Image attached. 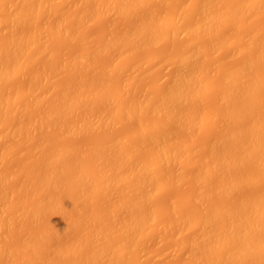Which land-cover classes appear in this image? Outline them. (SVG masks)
<instances>
[{
  "label": "rangeland",
  "instance_id": "374dc122",
  "mask_svg": "<svg viewBox=\"0 0 264 264\" xmlns=\"http://www.w3.org/2000/svg\"><path fill=\"white\" fill-rule=\"evenodd\" d=\"M108 1L109 0H94V1L93 0H35V1L34 0H26V1L25 0H0V63H1L0 68L3 67V65H4V69L8 70V72H9V76H7V78H8L7 80H5V81L2 79L0 80V103H4V105H2L0 108V174H1L0 178H3V179L5 178L4 181H3V179L2 180L0 179V184L2 185V186L0 185V189H2V192H3V190L5 191V196H4L5 200H3V197L1 198V196H0V219L2 220V218H1L2 215H4V217L9 218L8 219L9 221H7L8 223L5 222L6 225L4 227L0 228V230L2 229L0 231V251L5 250V249L6 250L8 249L7 251H9L8 252L9 254H7V251L5 250L7 255L2 254L4 252V251H2V253L0 254V264H4V263L5 264H8V263L9 264L10 263L11 264L12 263L13 264H43L42 259L44 256L42 255V257H40L41 256L40 253H42V251H44V250L46 252L47 250H49V248H50V251L52 249L54 254L57 255V256H54L53 252H50V253H52V254H50V256L53 255V256H51L52 259H53V257H56V259L55 258L54 259H55V261H57V264L59 262H62L61 264H63V263L65 264V262L69 264V262H71V261H72V263L75 261L77 264H101V263L102 264H106V263L108 264V262H110V261L114 262V264H197L196 261L201 259L203 257V255H204V258L209 257V254H208V256H205V254H207V250H208L207 248L211 249L210 251H212V248H213V250L214 249L218 250L217 248H214V246L212 244H211L212 248H210L209 242H208L209 244L207 246H206V243L203 242L204 244H202V247H203V245H205L207 247L206 248L207 250H205V254L203 253V255H202V253L200 252L201 256H202V257H200V254L198 253V251H203L204 249H202V247H201L202 250L199 248L200 250H198V251L195 250V252H194L193 251L194 248H193L192 251L195 253V256L194 255L190 256V254L193 253L191 250H189V248L192 246L191 243H193V241H194V239H192V238L197 233L199 234V232L201 233L203 230L205 231V229H204L205 227L201 228V226L198 225V224H200V222H199L200 220H198L201 217V216H199V215H201L200 213H202V211H204V213L209 214L210 213L209 210L212 209L213 207L215 208L214 210H216L217 208H220L222 206L225 207L226 205H229V206H232L231 208L228 206L230 211L236 210V209H233V207L235 206V208H238V210H236V212L239 211L238 213H240V215L243 216L242 212L247 210L248 206H249V208L252 207L253 202H250V201H255L253 197H255V196L260 197V195H263V193H264V172L262 173V171H264V167L263 168L261 167V166H264V162H263V160H264V147L262 146L263 149H262V147H260L261 151L258 149L256 153L254 152L253 154H255V155H253V156H255V157L250 158L251 160H249V158H245V157H248L247 155H248L249 151H251V149L253 148L252 144L255 141V135H253L254 130H256L260 121H262V123L264 122V79H263L264 78L263 77L264 76V67H263L264 64L261 61L259 64L257 62L258 59L256 60L257 51L264 48V40H263L264 36H262V35H264V31L259 32V30H264V5H262V7L260 6L261 7V8L259 7L260 9L257 8L258 10L254 9V10H252V12L250 10L248 12V14H246L247 17L244 13H241L242 17L240 14H239L240 16L237 15L233 21L231 20L233 23H231V21H230V22H227L228 25L227 24H226V26L224 25L226 27V29H224L225 28L224 26L222 28L219 23H218L219 24L218 26H217V24H215L217 27H215V25L213 24L212 26L214 28H212V29L220 30L222 28V30L217 31L218 32L217 33L216 31H214L212 29L211 30L208 29L209 27L207 28L208 30H210L208 32L205 31V29H203L204 31L202 29H198V28H192V30L189 29V26L192 25V20L194 19L193 22L196 20H197L196 22H198L199 21L198 19H200V16L203 14V11H202V13H201V11H197V9L199 8V5H200L199 4L200 0H198V1L197 0L196 1L195 0H151V1L147 0L145 2H148V3L143 2L142 4L140 3L141 5L140 4L133 5V7L131 6V8L128 6L130 9H127V4H125L124 1L121 0L122 1L121 2L120 0H112V1H115L116 4H113L112 1L109 2V4L111 3L114 6L110 4L112 8H109L110 5L106 4L105 7H107V5H108L109 9H107V10L102 9V10H104V12H102L100 10L101 7L100 8L98 7L99 4L104 5ZM220 1H219V5L222 2V1L221 2ZM103 2H105V3L103 4ZM117 2H119L120 5L122 4V6L117 5ZM128 2H130V1H128ZM128 2H126V3H128ZM193 2H194V4H193ZM216 2L218 3L217 0H216ZM46 3L52 4L53 6L48 5ZM197 3H198V7L196 8ZM213 3H211V4H213ZM33 4L36 5V7H40L42 10L40 8H38L40 10L35 11V8H34V11L36 12V14H34L35 12L31 11V10H33L31 8L35 7V6H33ZM55 4H57V5H55ZM189 4L194 9H192ZM45 5H46V8H43V7H45ZM83 5L86 7H84ZM131 5H132V3H131ZM215 5L216 4H213L214 8H212V9H210L211 7L210 8L208 7L209 5L207 6L208 9L206 7H204V8H206L205 11H208L210 9V11L213 10L212 11V13H213L217 9V7ZM95 6H96V8H95ZM137 6H139V7H137ZM187 6H188V8L185 9ZM210 6H212V5H210ZM58 7H59V9H58ZM80 7H82V8H80ZM122 7H125V8H122ZM133 8H134V11H133ZM24 9L27 11H25ZM53 9H54V11H52ZM96 9H97V11H96ZM188 9L190 11H188ZM200 9H201V7L198 10H200ZM21 10L23 12H26V13H24L23 17L21 19H19V18H17V14H18V12H22ZM110 10L111 11L113 10V11L110 12ZM175 10H177V11H175ZM202 10H203V8H202ZM120 11H122V12L119 13ZM131 11H133V12H131ZM180 11H184V12L181 13ZM188 12H191L192 14L194 13V15H192L191 13H188ZM79 13H81V14H79ZM86 13H87V16H89L88 18H86L87 20L86 21L82 20L85 17V16H83V18L81 19L83 21V23L82 22H81V24L78 23L77 21H79L80 19L76 20V18H81V16L83 14H86ZM177 13H179L180 16H179V14L177 15ZM79 15H80V17H79ZM10 18H12V20ZM69 18H70V21H68ZM172 18H174L175 20L173 19V21H172ZM177 18H179V19H177ZM30 19H32V20H30ZM146 20H147V22L148 21L149 22L146 23ZM166 20H168V22ZM235 20H236V23H234ZM237 20H238V22H237ZM17 21H18V23H17ZM160 21H162L163 23L165 22L166 24L164 27L163 23H162V25H160L161 28L158 26L160 28L159 29L157 27V25L160 24L159 23ZM152 22H154V23L158 22V24L156 25L153 23V25H152ZM172 22L175 23L176 26L178 24L179 25L176 27ZM176 22L177 23L179 22V23L177 24ZM33 23L35 25H33ZM145 23L147 26L145 25ZM170 23H172L173 24V25L171 24L172 27H174L178 31L176 30L174 32L175 29L173 28L174 30H172ZM195 23H193V25ZM63 24H64V26H63ZM221 24H223V23H221ZM148 25H149V28H145V29L148 30V33L150 32L152 37L154 35V37H155V38L153 37L154 39L151 38L152 39L151 40L149 38L150 36L148 37V35H150V34L147 35V33L146 34L143 33L141 35L142 38H140L139 40L137 39L138 41L137 40L134 41V39L132 41H128L129 38H128V40L126 39L127 35L133 34V33L135 34L137 29L140 28V26L148 27ZM154 25H156V27ZM233 25H234V27H233ZM212 26H210V27H212ZM228 26H231V27L229 28ZM64 27H65V29H64ZM135 27H136V29H135ZM17 28H19V29H17ZM34 28H35V30H34ZM182 28L183 29L186 28V29L183 30ZM234 28H236V29H234ZM140 29H142V27ZM145 29L143 30L144 32L146 31ZM188 29L191 32H189ZM227 29H228V31H227ZM32 30H34V31H32ZM64 30L67 32H65ZM133 30H136V31H133ZM223 31H225V32H223ZM233 31L235 33H233ZM236 31H237V34H236ZM249 31H251V32H249ZM39 32H42L43 35H42V33H39ZM122 32H123V35L125 33V35H126L125 38L123 35H121ZM138 32H139V30L137 31V33ZM209 32L210 33L212 32V33L210 34ZM221 32L224 35L223 38L221 36V38L223 39V40L221 39L222 44H224V46L223 45L219 46L220 47L219 49L215 48V50L216 49L217 50L214 53L209 52V54H212V55L208 56L207 59H205L206 57H204V56H206V54H208V53L206 52V54L204 56L202 54H203L206 46H208L207 44L210 41L212 43V40H214V39L216 41L218 34L220 36ZM239 32L241 33V36L244 33L243 34L244 36L242 38H241ZM247 32H249V33H247ZM59 33H60V35H59ZM61 33H62V35H61ZM245 33H247V34H245ZM260 33L261 34L263 33V34L261 35ZM249 34L253 37V39H251L252 37L249 36ZM133 35H131V36H133ZM121 36H122V38H124L123 42H121L119 44H113L116 42H112L111 40L116 39V41L119 42V40H120L119 37H121ZM203 36H204V38H203ZM206 36H207V38H206ZM226 36H227V38H225ZM232 36H234V38ZM237 36H239V38H237ZM254 36L257 38L255 39ZM31 37H33L34 39H32ZM27 38L30 42L29 43L30 45L26 44V46L24 47V50H25L24 53L25 52L26 53L20 55V53H23V52L18 51L19 56H23L25 58V60L22 62L21 59L23 57L22 58L18 57V55L17 56L14 55L13 52H12L13 55L12 54L10 55L9 51H11L14 48V46L16 47L17 45L22 46V50H23V45L26 43ZM148 38H149V41H148ZM240 38H241V41H240ZM21 39L24 40V44L22 43V45L20 44L21 42H23V40H21ZM219 39H220V37H219ZM225 39H227V40H225ZM18 40H20V42ZM30 40H32L33 42H31ZM141 40H143V41H141ZM147 41H148V43H147ZM205 41H206V43H205ZM247 41H249V42L251 41V43H248ZM256 41H258L257 42L258 44L256 43ZM128 42H130V43L134 42V44L133 43L130 44ZM246 42L248 43V46H250V47L253 46V48L248 47L249 49H247L246 48L247 46L245 45V44H247ZM135 43H136V46H135ZM139 43H141V44H139ZM211 43H209V44H211ZM243 43H245L244 44L245 48L242 47ZM260 43H262V44H260ZM120 44L122 46H120ZM126 44H127V46H126ZM104 45H105V47H103ZM124 45L128 48H126ZM202 45L204 47H202ZM256 45H259V46H256ZM260 45H261V47H260ZM132 46H133V48H132ZM231 46H233V47H231ZM235 46H236V48H235ZM107 47L112 48L113 50L108 49ZM239 48H241V49H239ZM242 48H244V49H242ZM103 49H105L104 52H103ZM243 50H245V52H243ZM198 52H199V54H197ZM258 52H260V51H258ZM4 53H5V55H4ZM87 53H89V54H87ZM180 54H181V56H180ZM253 54H254V56H253ZM194 55H196V56H194ZM16 57H17V60H15ZM73 57H74V59H73ZM183 57H185L183 62H185L186 61L185 59H187V62H185L187 64L185 65V64L180 63V64H182L180 66L179 60H180V58L182 60ZM202 57L204 59H202ZM252 57H256L255 58L256 61L252 60L253 62L255 61V63H253V62H252L253 64L251 63L250 69L249 70H246V69L242 70L243 71V72L241 71L242 74H240V73L238 74V72H237V74L240 75L241 78H240V80L237 78L238 81L240 82V84L237 85L238 89L240 88V92L238 93L237 91H239V90H237V88H235L236 92H237L235 94L236 95L240 94V96H237L240 98L239 99L240 101L236 97V102L240 103L242 101L243 104L241 103L238 105L234 101L238 105L236 113L235 114L232 113V115H230L231 114L230 113L229 115L227 114L226 116H224L225 113L222 110L226 109L225 108L226 103H224V106H223V104H222L223 99L219 95L221 94V91H223V90L226 91V89L228 88V87H226L227 86L226 84L228 82H227V80L223 81L224 79L222 77V71L224 69H226L225 67H227L226 71L229 70L228 68H230V66L233 69H234V66L239 67V65H242V63L245 59L250 60L249 58H252ZM13 58L16 62H18V64H20L19 61H21L23 63V65H18V67H12L13 65H12V63L10 64V61L13 60ZM195 59H196V61H195ZM200 59H202L203 62L200 61ZM1 60H3V61H1ZM174 60H175V62H174ZM193 61H194V63H193ZM14 62H13V64H14ZM16 62H15V64H16ZM258 64L260 66H258ZM200 65H201V67H200ZM206 65L208 66L207 69H206ZM5 66H7V67L5 68ZM9 66H11V68ZM50 67H52V68H50ZM179 67H180V69H179ZM190 67H191L192 71L189 72V70H191ZM197 67H199L200 69L198 70ZM219 67H224L221 70V77H220V74L218 75V73H220ZM255 67H258L259 69L255 70L256 69ZM187 68H189V69H187ZM194 69H195V71H194ZM203 69L204 70L206 69V71H204V72H206L207 74L203 73V72L200 73V70L203 71ZM187 70H188V72H187ZM114 71H116V72H114ZM179 71H180V73H182L181 74L182 76L184 74L187 75L186 73H188L190 75L192 74V76H194L193 73L196 74L195 76H197V74H199V73L201 75L203 73L202 76H204V74H205V77H207V78L204 79V80H206L204 85H206L207 87L205 86L206 88L205 87L204 88L206 90L203 89L204 91H202V89H201V91L204 93L202 94L201 91L198 92L202 95L199 94L200 97L197 96V99H195L194 102L191 99V97L193 95L192 96L190 95L191 97L190 96L188 97L189 101L187 99L184 100V102L186 101L185 102L186 105H184V102L183 103L181 102L182 104H180L179 102L177 104V102H176L177 105L174 103V105H176L175 107L172 106V104L170 105V107L166 106V104L163 105L164 103H162L159 100L162 99V95H164V93L166 96L167 91H168V93L170 92L168 89H171V88L174 89V87H172L171 85L174 81L178 80V78L180 79L181 75L179 76V74H180ZM8 72H7V75H8ZM103 73H104V75H103ZM173 73L176 75H174ZM99 74L103 78H101ZM34 75H35L36 79L34 78ZM47 75H49V76H47ZM108 75H110V76H108ZM85 76H87V77H85ZM175 76H178V77L176 78ZM182 76H181V78H183ZM217 76L219 77V80H216V79H218ZM184 77H187V76H184ZM205 77H203V78H205ZM91 78H92L93 82L91 81ZM220 78H222V79H220ZM243 78L247 81L252 80L250 82L254 81V83H257V84L259 83L258 87H256V91H255V88H250L248 90L243 89V88H245V87H242L243 86L242 81H245V80H243ZM48 79H50V80L48 81ZM95 79L96 80L98 79L97 83H95L96 82ZM88 80H89V82H88ZM207 81H208V83H207ZM236 82L237 81H235V83ZM243 83H245V82H243ZM221 84H222V86H221ZM64 85H66L67 87ZM93 85L95 88L93 87ZM175 85H178V83L176 84V82H175ZM223 85L225 86V88ZM228 85H229V83H228ZM168 86L169 87L171 86V88H169ZM96 88H98V89H96ZM102 88H104V89H102ZM191 88H193V87H191ZM163 89L166 92L162 91ZM251 89H253V90H251ZM27 90L29 91V93L27 92ZM61 90H62V92H61ZM250 90L252 92H254V91L255 92L252 93ZM73 91H75L76 93ZM190 91H192V94H194L193 92H195V88H194V90L190 89ZM22 92H23V94H22ZM245 92H246V96H245L246 98L244 97ZM80 94H82V95H80ZM17 95H18V97H17ZM89 95L91 97H88ZM201 96H203V97H201ZM154 97H157V98H154ZM146 98H147V101L149 100L148 104H147ZM153 98H154V100H153ZM163 98H164V96H163ZM156 99H159L158 100L159 102ZM246 99H247V102H246ZM16 100H17V102H16ZM70 100H72V101H70ZM155 100L158 103H160V102L162 103V104H158V105L159 106L161 105L162 108L160 107V110H162V111L165 110L164 112H161L160 110H158V108L157 109L151 108L153 102H154L153 104H155V106L157 105L155 103ZM141 101H144V102H142L144 104L146 101L147 105L145 104V106H146V107H144L145 110H143V109L141 110V108H138V110L141 112H139V111L136 112L137 110L135 109L136 111L134 113L132 111L133 114H131L130 117L129 116L124 117L126 115L125 112H127L126 108L133 110L131 107H134V106L136 108L139 107V106H137L138 104L137 105H135V104H136V102L139 103ZM198 101H199V103L197 104ZM235 103L233 106H235ZM144 104L142 106H144ZM221 104H222V106H220ZM250 104L252 106H250ZM119 105H121V108ZM130 105H133V106H130ZM139 105H141V104L139 103ZM158 105H157V107H158ZM180 105H182V106H180ZM190 105H191V107L193 106V109L190 107ZM196 105H199V106H196ZM231 105H232V103H231ZM241 105L245 106L244 108L246 109V111H245V109H243V111H239V106H241ZM164 106H166V107H164ZM184 107L187 110H185ZM228 107H230V105H228ZM251 107H252V109L250 110ZM123 108H124V110H123ZM174 108H175V110H174ZM15 109L17 111H15ZM111 109H113V110L110 111ZM116 109H117V113L120 116L118 114H114V116L112 115L113 118L112 117L111 118H112V120L114 119L115 121L114 120L112 121L111 118L110 119L108 118L110 120L109 122L108 121L106 122L107 118L104 121V118L110 117L109 113H112ZM129 109H128V111H129ZM181 109H183V110L181 111ZM191 109H192V111H191ZM232 109H234V108H232ZM104 110L106 111L105 113H104ZM157 110H158V112H157ZM166 110L168 112H166ZM194 110H195L194 113L195 114L197 113L199 117L201 115L202 118L198 117L197 124L198 123L199 124L198 125L195 124L193 131L191 130V128H190V130L188 129V131H186V128L182 124L183 123L182 120L179 121V123L177 122L178 121L177 117H180V116L176 117V115L178 113L179 115L180 114H181V116L185 115V117H186L190 112L193 113ZM217 110H218V112L215 113ZM234 110H232V111H234ZM98 111H99V113H98ZM118 111L121 113H119ZM147 111H150V112H147ZM153 111H154V113H153ZM232 111L230 110V112H232ZM244 111H245V114L242 116V120H241V117H239L240 119L238 118L236 121H234L236 119L235 117L241 116L239 114L243 113ZM183 112H185V113H183ZM53 113H54V115H53ZM122 113H124V114H122ZM156 113H159V114H156ZM168 113L171 116H169ZM171 113H173V116H174V114H176L174 116V118L172 117ZM165 114H166V117H165ZM190 114H189V116H190ZM197 114H196V116H197ZM210 114H211V116L212 115L213 116L211 117ZM37 115L40 117H38ZM52 115H53V117H51ZM117 115L119 117H117ZM167 115H168V117H167ZM214 115H215V117H214ZM247 115L250 117H248ZM34 117H35V119H34ZM48 117H50L49 118L50 120H48ZM98 117H100L99 119L101 121L98 120ZM209 117H211V118H209ZM217 117L219 119L216 120ZM94 118H96L97 120ZM186 118H188V117H186ZM231 118L232 119L235 118V119L231 120ZM248 118L249 119L251 118V120H249ZM40 119L42 122L40 121ZM102 119L104 122H102ZM174 119H176L175 123H173ZM182 119H184V118H182ZM85 120L86 121L88 120L87 123L92 121L93 125H95V126L93 127L92 124H89L87 126V123ZM228 120H230V121L227 122ZM237 121L239 123L240 122L244 123L246 121L244 123V124L247 123L246 125H244V127L248 126L247 130L245 129L246 134H248V136H249L252 133V135H251L252 138L251 137L250 138L253 140L249 139V137L248 138L245 137V139H247L246 141L251 142V143L246 144V148H244L245 146L242 147L245 150L243 149L241 151V156H242V154L244 156H242V158H238V159H240L239 163H241V164L238 163L237 165L232 166V168H229L230 170L227 169L229 171L225 170V171H227V172L224 171L225 173L221 172L223 174H226V175H223V174L221 175L220 173L218 174L216 171H213L212 167L208 168L210 166V164H208V162L209 163L213 162V161H210L212 159V157H214V161H215L216 157L218 159L222 155H225V157H226L227 153H232V152H230L231 150L229 151V149L230 148L233 149L230 146L232 144L234 145V143H231L232 141L228 140L229 142L225 144V142L223 141L222 143L225 144L223 146L219 141L217 142V140H221V139H217V138H220L221 133L224 131L227 132L226 130H228V129L232 128L231 130L234 129V131L236 130L235 128H238V127H241V129H242L241 125H243V124L241 123L239 126H236V125H238ZM180 122H181V124H180ZM230 122H233V124H231ZM40 123L42 124V126ZM74 123H77V124H74ZM78 123L80 124V126H78ZM83 123L85 124L84 126H83ZM162 123H164V124H162ZM35 124L36 125L38 124L39 126L38 125L36 126ZM156 124H159V125L157 126ZM175 124L177 126H175ZM47 125H49V126H47ZM81 125L83 127H86L87 130L85 128L81 127ZM160 125H162L161 126L162 128L160 127ZM232 125H233V127H232ZM234 125H235V127H234ZM262 125H263V128H262L261 136L262 135L264 136V123ZM141 126H143L145 128H143ZM152 126H154V128ZM39 127H40V131H38L39 129H37ZM147 127H149L151 129V131ZM225 127L228 129H226ZM244 127H243V129H244ZM184 128H185V130H184ZM67 129L68 130L71 129V130H73V132L70 131L71 132V134H70V132L68 133ZM217 129H218V132H217ZM257 129H259V128H257ZM77 130L79 132H77ZM145 130H147V132ZM181 130H184V131H181ZM219 130H221V131H219ZM139 131H142L143 133L139 132ZM185 131H186V134L183 133ZM136 132L139 133L140 135L137 134ZM153 132L156 133V135L155 134L151 135ZM157 132L158 133L161 132V133L158 134ZM166 132L170 133V134L168 135V134H166ZM188 132H190V133H188ZM73 133H74V136H73ZM163 133H165V135ZM187 134H189V135H187ZM219 135H220V137H219ZM244 135H245V133H244ZM216 136H218V137H216ZM261 136H260V139L262 138ZM141 137L142 138L144 137V138L142 139ZM215 138H216V140H215ZM38 141H39V143H38ZM242 141H243L242 144H244L245 140H242ZM108 143H110V144L108 145ZM113 143H114V145H113ZM216 143L219 144L218 149L221 148L220 145H222L223 147L227 148L228 150L223 148V147L221 148V150H217L216 147L215 148L213 147ZM154 144H155V146H154ZM207 144L209 146V150H208ZM104 145H105V147H104ZM210 145H212V146L210 147ZM66 146H69L70 149H68V147H66ZM98 146H101V147L98 148ZM215 146H217V144ZM64 147H66V149H68V150L65 151V149H63ZM96 147L99 150H97ZM158 147L161 149L160 151H158L159 150ZM234 147H236V146H234ZM11 148H12V150H11ZM46 148H48V149H46ZM57 148L59 150L60 149L64 150L63 152L66 153V154H60L61 157H62V155H64L62 158H64L63 159L64 161L66 160L65 161L66 165L64 166L62 164V166L65 167L62 170L63 171L62 179L63 178L64 179L61 182L62 186H58L59 190L65 189V188L68 190L70 187H67V185H68L67 182H70L69 185L71 186L73 183L72 181L76 180L81 175H85V176L87 175L88 177H92L95 174V176L97 178L98 174L101 173L99 175L100 177L98 176L99 179L101 177L103 178V176H104V178L108 179V181L104 182V185H103L102 180H104V179H101V181L98 180V181L102 182V183H99V184H101V186L94 188L93 191L90 192L91 195L89 194L90 196H88V198H89L87 200L88 202L86 201L87 203H85L82 206L83 210H82V208L81 209L79 208L80 210L79 209L77 210L78 207H76V206L74 207L73 204H69L66 208H64L67 211L62 209L63 212L61 210H59L60 211V212L58 211L59 213L58 212H53V213L48 212V213H46V215L43 214V216L41 215L40 218L38 217V220L34 219V222H33V219L29 218L24 213L26 208L32 206V199L35 198V196H37V193L39 190L36 188V187L39 188V186L37 184H36L37 186H34V185L32 186V184H35L36 181H39L38 177H41L44 173H46V169L48 168L47 167L48 161H50L56 155H59L57 153H59L60 151L57 150ZM93 148H94V151L92 152ZM102 149H103V151H101ZM134 149H135V151H134ZM164 150L166 152H168V154H169L167 159L163 157V161H162V159H160L161 157L156 158V156H159L158 154H160V156H161L162 151H164ZM215 150H217V151H215ZM225 150H227V153L223 154L226 152ZM246 150H248V152ZM210 151H212V152L210 153ZM1 152H3V153H1ZM38 152H39V154H38ZM87 152H90V153H87ZM182 152H183V154H182ZM61 153H62V151H61ZM105 153H107V154H105ZM120 153H122V154H120ZM129 154H131V155H129ZM239 154H240V152H239ZM35 155H37V156H35ZM52 155H53V157H52ZM4 156H8V157L6 158ZM123 156H125V157H123ZM250 156H252V155H250ZM206 157L209 159V161ZM116 158H117V160H116ZM128 158H130V159H128ZM254 158H255V160H254ZM41 159H43V160H41ZM119 159H121V161ZM127 159L129 160L130 163L127 162ZM258 159H259V162H258ZM123 160H125V161L123 162ZM204 160H205V163L203 162ZM221 160H222V158L220 159V161ZM52 161L54 162V160H52ZM113 161L114 162L117 161L116 164H118V165L113 163ZM220 161H218V162H220ZM71 162H72V165L74 167H72V165H70ZM215 162H213L211 164L214 165ZM49 163H51V162H49ZM261 163H263V164H261ZM53 164H55V163H53ZM68 164L70 166H68ZM124 164H126V166H124ZM246 164H249V165H246ZM50 165H52V164H50ZM59 165L61 166V164H58V166ZM120 165H121V167H120ZM122 165L124 167L123 169H122ZM33 166H34V168H33ZM258 166H259V168H261L260 170H259ZM108 167H110L111 169ZM118 167H120V168H118ZM206 167L208 169H206ZM241 167H242V169H241ZM113 168H114V171H113ZM133 168H135L136 170ZM139 168H140V170H139ZM254 168H255V170H254ZM243 169H245V170L242 171ZM239 170H240V172H239ZM36 171H37V173H38V171H40V172L37 174V173H35ZM64 171H66V172H64ZM115 171H117V172H115ZM231 171L232 172L234 171V172L232 173ZM120 172H122V173H120ZM134 172H136L137 174L135 173L136 174L135 175ZM210 172H211V174H213V173H217V174L212 176V175H210ZM32 173H34V174H32ZM78 173H83V174L79 175ZM92 173H93V175H92ZM69 174H70V176H69ZM195 174H197V175H195ZM205 174H207L206 175L207 177L205 176ZM227 174H228V176H227ZM232 174H233V178H232ZM238 174H239V176H238ZM117 175L119 177H117ZM193 175H195V177ZM9 176H12V177H9ZM67 176H68V179H67ZM107 176H108V178H107ZM204 176H205V178H204ZM237 176H238V178H237ZM29 177H30V179H29ZM71 177L74 180H72ZM75 177H76V179H75ZM196 177H197V179H195ZM222 177H224L225 179H227V178L230 179L229 180L230 184L232 183L231 182L232 179H233V182H234V179L236 180V182L238 180L239 185H236V183H235V185H236V187L238 186L239 188L237 187L238 188L237 189L235 187V185L233 184L234 186H232V187H234V188L230 187V192L228 191V188H227L228 194H227V192H222L223 188H222L221 192L218 194V192L220 191L218 188V185H219L220 181L222 179H224ZM22 178H23V180H22ZM33 178H35L36 180L34 182L32 181L33 183H31L30 180ZM112 178H114V179H112ZM149 178H151L152 180ZM199 178H200V181H199ZM70 179H71V181H68ZM109 179H111V180H109ZM145 179H146V181H145ZM246 179H247V181H246ZM64 180H66V181H64ZM149 181L151 183L146 184V182H149ZM25 182H28V184L30 182L31 185L27 186V183H26V186H24ZM137 182H139L140 184L138 185ZM143 182H145V183H143ZM196 182H197V184H196ZM199 182L201 184L200 187L206 188V189H204V188L203 189L205 191H207L206 193L204 191V194H207V195H206V197L204 196V201L202 198L203 203L201 201L199 202V200L201 198L198 199V197H197L198 195H200L197 193V192H200V190H199L200 188L198 187ZM205 182H207V183H205ZM221 182L223 183V180ZM229 182L227 181L228 184H229ZM106 183H107V185H106ZM148 184H149V186H148ZM137 185L138 186L141 185L142 187L141 186L138 187ZM202 185H204V186H202ZM221 185L224 186L225 181H224V184H221ZM24 187H26L25 190H23ZM99 187H101V188H99ZM133 187H135L136 189ZM19 188H22L23 191L20 190L22 192H19L18 191ZM35 189H37V190H35ZM139 189H141V190H139ZM136 190L138 191L137 194H136V192H137ZM196 190H198V191H196ZM51 191L49 190L47 192H51L50 194H52L54 190H51ZM195 191H196V193H195ZM214 191H215V193H212ZM257 191H259L260 193ZM31 192H33L34 194ZM62 192H60V191L58 192V190H57V193H59V194ZM201 192H203V191H201ZM45 193H43V195ZM54 193H56V191H54ZM54 193H53V195H54ZM193 193H195V194H193ZM10 194H11V197H9ZM18 195H20V196L17 197ZM43 195H42V198L44 197ZM53 195H51V197H53ZM194 195H196V196H194ZM222 195H224V197ZM228 195H230V196H228ZM244 195H246V196H244ZM46 196H48V194ZM130 196H131V198H130ZM208 196H209V198H208ZM210 196H212V197H210ZM199 197H201V196H199ZM24 198H25V200H24ZM141 199H142V201H141ZM226 199H227V201H226ZM235 199L237 201H235ZM46 200H47V197H46ZM134 200H135V203H134ZM138 200H140L141 204L136 203V202H139ZM197 200H198V202H197ZM223 200H225L226 202ZM228 200L230 202H228ZM258 201H259V198H258ZM130 203H132V204H130ZM207 203H208V205H207ZM243 203H245L244 204L245 209L242 208ZM248 203L249 204L251 203L250 204L251 207ZM254 204H256V202ZM2 205H4V206L7 205V207H5V209H3L4 206L2 207ZM117 205H118V209H117ZM132 205H135V206L132 207ZM210 205H212V206H210ZM131 208L133 209L132 211H131ZM223 208H221V209H223ZM254 208H256V206ZM6 209H7V211H6ZM15 209H17V210H15ZM72 209H73V211H71ZM134 209H136L135 212H134ZM221 209H219V211ZM22 210H24V211H22ZM139 210H141V211H139ZM252 210H253V208H252ZM252 210H251V213H252ZM78 211H79L80 215L78 214ZM138 211L140 213H142L143 216L140 215V216H142V218L138 217L137 215L135 216V213L138 214ZM205 211H208V213ZM219 211L216 212L215 215L211 212L214 215V216H212V218H215L217 215H220V218L223 217V214ZM2 213H5V214H2ZM71 213H73V215ZM211 213H210V215H211ZM245 213L246 214L248 213L247 215L251 214L250 210L246 211ZM206 214H204V215H206ZM221 214H222V216H221ZM233 214H234V212H233ZM224 215H226V214H224ZM231 215H229V217ZM240 215H238V217H240ZM73 216H74V218L72 220ZM133 216L137 217L135 219H139V221H141L143 219L141 222L136 221V222L140 223L139 227L136 226L137 228L134 227L133 230L127 229V231H126V229H122L123 227H125L124 223L126 224V223H128V220H130L129 217H131V219H132ZM235 216H237V214ZM75 217H76V219H75ZM226 217H224L225 220H226ZM203 218L204 217H202L201 220ZM3 219H6V218H3ZM10 219H12V220L10 221ZM39 220H41V222ZM178 220H179V222L181 220L183 221L184 227L182 226V221L180 223H178L177 222ZM63 221H64V223H63ZM214 222H216V218L214 219ZM0 223H1V221H0ZM220 223H222V222L220 221ZM220 223H218V224H220ZM66 224H67V226H66ZM121 224H123L124 226ZM141 224L143 225V227L141 226ZM202 224H204L203 220H202ZM209 224L211 225V223H209ZM3 225H1V226H3ZM7 225L8 226L11 225V226L8 227ZM32 225H34V226H32ZM196 225H198L199 227ZM210 225H208L206 227V231H208V227ZM118 226H119V228H118ZM180 226H181V228H180ZM217 226H219V225L215 224V227H217ZM59 227H60V229H59ZM95 227L97 228V230L95 229ZM140 227H142V228L140 229ZM177 227H179L180 229ZM211 227H213V226L211 225ZM30 228L32 230H30ZM54 228L59 229V232H60L59 235H57V234L52 235L51 233L49 234V232L47 234V231H49L50 229H54ZM138 228L140 229V231ZM213 229L211 231H214ZM223 229L224 228H222V230H220V228H219V234H220V236L222 235V237L225 238V236L227 235V234H225L226 231H225V233H220V231L222 232ZM101 230H103V231L99 235H101V237L103 239H104L103 236L106 235L105 236L106 239H104V240L98 239L100 242L99 243L97 240L98 235L95 236L97 241L92 237L95 235L94 233H99ZM128 231H129V233H126ZM130 231H132V232H130ZM104 232H106V234ZM43 233H46V234H43ZM125 233L127 234V236ZM91 234L92 235L94 234V235L92 236ZM137 234L139 235V237ZM201 234H199V235H201ZM263 235L261 236L262 239H264ZM131 236H132V238H131ZM190 236H192V237H190ZM215 236H216V234L214 235V238H215ZM220 236L219 237L216 236L217 239L219 238V240H220L222 238ZM254 236L255 235H253L252 237H254ZM27 237L29 238V240L27 239ZM86 237H87V239L89 237H91V239L89 238L88 240H84V239H86ZM129 237L132 239L133 242L132 241L128 242L130 239ZM198 237L199 236H197V238ZM255 237L258 238V236H255ZM51 239H52V241H49ZM124 239H128L127 243H130L129 245L126 244L127 246L124 244L125 247L122 246L123 241H126ZM191 239H192V242L190 241ZM209 239L210 238H208L207 241ZM211 239H213V238L211 237ZM219 240H217V241H219ZM36 241H37V243H36ZM47 241L49 242V245H48ZM93 241L97 245H95L93 243ZM106 241H108V243ZM189 241L191 242L189 244L190 247L187 244V243H189ZM205 242H206V240H205ZM211 242H212V240H211ZM70 243H72V244H70ZM90 243L94 244V245H91ZM102 243H105L107 246L104 244L106 246V248L104 247V249L106 251L103 250V252H105L104 255L103 256L100 255V257L102 258V260L100 258L101 262L99 260H97L99 262H96V261L94 262L92 260H89V259H91V258H89V255L91 254V252L93 254L96 248L98 250L97 246L98 245L100 246ZM25 244L28 245V247H26ZM37 244H39V245H37ZM42 244H43V246H42ZM65 244H67V245H65ZM73 244H75L74 245L75 247H73ZM78 244H79V247H77ZM213 244L216 247V244L215 243H213ZM55 245H56V247H54ZM57 245L59 248L57 247ZM29 246L31 247V249H29L30 248ZM36 246L38 248H35ZM66 246H69L70 249ZM102 246H103V244H102ZM121 246H122V248H121ZM231 246L233 247V245H231ZM64 247L68 248L70 251L63 250ZM232 247H230V248H232ZM39 248H43L42 250L40 249L41 252H37L38 250L36 251V249H39ZM116 248L118 249V251H116L117 250ZM203 248H205V247H203ZM61 249L66 254H64L62 251H61L62 253H60ZM79 249H80V251H79ZM120 249H121L120 253H123L122 250L125 251L122 255L119 253ZM232 249H230V250H232ZM108 250H110V251H108ZM221 250H222V248H221ZM221 250L219 249V251H221ZM111 251H113V252H111ZM190 251H191V253H190ZM196 251H197V253H196ZM10 252H11V256H8V255H10ZM213 252H211V256H214ZM254 252H255V250H254ZM263 252L264 251H262V253ZM111 253H112V255H111ZM221 253H223V252H220V253L217 252V254L215 252V256L216 255H223ZM47 254L49 255L48 252H47ZM76 254H78L79 256ZM115 255L116 256L119 255V257L117 256L118 258H116V260H115V257H116ZM113 256H115V257H113ZM192 256H194V257H192ZM196 256L198 258H196ZM215 256H214V258L210 257V258H212V261H213V259H216L214 261H217V258H215ZM6 257H7V259H6ZM10 257H11V259H10ZM191 257H192V259L190 260ZM216 257H218V256H216ZM194 258H196L197 260ZM204 258H202L201 260L203 261ZM5 259H6V262H5ZM218 259H220V258H218ZM33 260H35V261H33ZM107 260H108V262H107ZM187 260H189V261H187ZM194 260H196V261H194ZM201 260H199V261H201ZM53 261L54 260H52L50 264H52ZM78 261H79V263H78ZM102 261H104V262H102ZM205 261H206V258H205ZM207 261H209L208 258H207ZM212 261L210 260L211 263H212ZM232 261L230 262L228 259L226 263H224L225 262L224 261V262L218 263V264H223V263L224 264H230V263L236 264V263H232ZM250 261L251 262H248L246 264H249V263L250 264H264V254H261V252H256L254 258L252 257V259ZM112 262H110L109 264H112ZM44 263H45V259H44ZM55 264H56V262H55ZM213 264H214V262H213ZM215 264H217V263H215Z\"/></svg>",
  "mask_w": 264,
  "mask_h": 264
},
{
  "label": "bare ground",
  "instance_id": "6f19581e",
  "mask_svg": "<svg viewBox=\"0 0 264 264\" xmlns=\"http://www.w3.org/2000/svg\"><path fill=\"white\" fill-rule=\"evenodd\" d=\"M26 1V0H25ZM35 1V0H34ZM94 1V0H93ZM112 0H109L108 2H103V4L104 5H100L99 4V8H100V10L102 11V12H104V10H107V9H109V8H112L111 7V5H113V4H116V2L115 1H112L113 2V4H109V2H111ZM121 1V0H120ZM122 1H124V3L125 4H127V9H130L131 8V6L133 7V5H137V4H142L143 2H145V1H147V0H128V1H130V2H128L127 0L125 1V0H122ZM121 1V2H122ZM151 1V0H150ZM196 1V0H195ZM198 1V0H197ZM202 1V2H201ZM218 1V3L216 2V0H200L199 1V8L201 7V9L200 10H198L197 9V11H201V13H202V11H203V14L200 16V19H198L199 21L198 22H196V21H194L193 22V20H192V27L191 26H189V29H191L192 30V28H198V29H205V31H210L212 28H214L212 25L214 24H217V26L220 24V26L223 28V26L225 25L226 26V24L228 25V23L227 22H230L231 20L233 21L234 19H235V17L237 16V15H241V13H244L245 15L246 14H248V12L251 10V12H252V10H256L257 8L258 9H260L261 7H262V5H264L263 3H264V0H217ZM219 1L221 2L220 3V5H219ZM23 2V1H22ZM29 2V1H28ZM27 2V3H28ZM84 2V1H83ZM101 2V1H100ZM99 2V3H100ZM126 2H128V3H126ZM201 2V3H200ZM214 2V3H213ZM53 3V2H52ZM58 3V2H57ZM97 3V2H96ZM131 3H132V5H131ZM145 3H148V2H145ZM211 3H213V4H216L215 6L217 7V11L215 12H213L212 13V11H210V9H212V8H214V6H213V4H211ZM35 4V3H34ZM33 4V6H35V7H33V8H31V9H33V10H31V11H34V8H35V11H39L41 8L40 7H36V5H34ZM38 4V3H37ZM46 4H48V3H46ZM85 4V3H84ZM106 4H109L110 5V7L107 5V7H105L106 6ZM140 4V5H141ZM192 4V3H191ZM193 4H194V2H193ZM219 6H218V5ZM48 5H52V4H48ZM55 5H57V4H55ZM77 5V4H76ZM117 5H120V3L119 2H117ZM190 5V4H189ZM209 5V6H208ZM210 5H212V6H210ZM53 6V5H52ZM51 6V7H52ZM79 6V5H78ZM84 6V5H83ZM114 6V5H113ZM120 6H122V4L120 5ZM130 8H129V7ZM191 6V5H190ZM210 8L208 11H205V9L207 8L208 9V7ZM261 6V7H260ZM50 7V6H49ZM84 7H86V6H84ZM89 7V6H88ZM87 7V8H88ZM109 7V8H108ZM137 7H139V6H137ZM198 7V3H197V6H196V8ZM204 7H206V8H204ZM215 7V8H216ZM260 7V8H259ZM11 8V7H10ZM38 8H40V9H37ZM43 8H46V5H45V7H43ZM80 8H82V7H80ZM95 8H96V6H95ZM106 8V9H105ZM114 8V7H113ZM122 8H125V7H122ZM188 8V6L185 8V9H187ZM191 8L192 9H194L192 6H191ZM202 8H203V10H202ZM58 9H59V7H58ZM77 9V8H76ZM98 9V8H97ZM97 9H96V11H97ZM102 9H104V10H102ZM184 9V8H183ZM257 9V10H258ZM25 10V9H24ZM42 10V9H41ZM45 10V9H44ZM51 10V9H50ZM93 10V9H92ZM91 10V11H92ZM99 10V9H98ZM99 10V11H100ZM118 10V9H117ZM181 10V9H180ZM22 11V10H21ZM25 11H27V10H25ZM34 11V12H35ZM49 11V10H48ZM52 11H54V9L52 10ZM79 11V10H78ZM95 11V12H96ZM109 11V10H108ZM107 11V12H108ZM113 11V10H112ZM111 10H110V12H112ZM133 11H134V8H133ZM133 11H131V12H133ZM175 11H177V10H175ZM188 11H190L189 9H188ZM33 12V13H34ZM45 12V11H44ZM84 12V11H83ZM87 12V11H86ZM122 11H120L119 13H121ZM126 12V11H125ZM179 12V11H178ZM181 13L182 12H184V11H180ZM187 12V11H186ZM14 13V12H13ZM24 13H26V12H18V14H17V18H19V19H21L22 17H23V14ZM49 13V12H48ZM51 13V12H50ZM117 13V12H116ZM115 13V14H116ZM175 13V12H174ZM173 13V14H174ZM188 13H191V12H188ZM34 14H36V12L34 13ZM54 14V13H53ZM59 14V13H58ZM62 14V13H61ZM72 14V13H71ZM79 14H81V13H79ZM90 14V13H89ZM96 14V13H95ZM103 14V13H102ZM108 14V13H107ZM125 14V13H124ZM131 14V13H130ZM179 13H177V15H178ZM192 14V13H191ZM250 14V13H249ZM30 15V14H29ZM101 15V14H100ZM105 15V14H104ZM119 15V14H118ZM185 15V14H184ZM192 15H194V13L192 14ZM198 15V14H197ZM239 15V16H240ZM71 16V15H70ZM74 16V15H73ZM72 16V17H73ZM83 16H85L84 18H83ZM150 16V15H149ZM154 16V15H153ZM179 16H180V14H179ZM183 16V15H182ZM181 16V17H182ZM238 16V17H239ZM244 16V15H243ZM249 16V15H248ZM71 17V18H72ZM79 17H80V15H79ZM89 16H87V13L86 14H83L82 16H81V18H76V20L78 19H80L79 21H77L78 23H80L81 24V22L83 23V21L82 20H84V21H86L87 19L86 18H88ZM174 17V16H173ZM178 17V16H177ZM241 17H242V15H241ZM246 17H247V15H246ZM30 18V17H29ZM32 18V17H31ZM83 18V19H82ZM91 18V17H90ZM154 18V17H153ZM157 18V17H156ZM160 18V17H159ZM180 18V17H179ZM179 18H177V19H179ZM196 18V17H195ZM11 20H12V18H10ZM27 19V18H26ZM54 19V18H53ZM82 19V20H81ZM173 19L174 18H172V21H173ZM238 19V18H237ZM245 19V18H244ZM30 20H32V19H30ZM65 20V19H64ZM175 20V19H174ZM59 21V20H58ZM68 21H70V18H69V20ZM67 21V22H68ZM89 21V20H88ZM157 21V20H156ZM159 21V20H158ZM167 22H168V20H166ZM178 21V20H177ZM231 21V23H233ZM32 22V21H31ZM143 22V21H142ZM149 22V21H148ZM147 22V20H146V23H148ZM196 22V23H195ZM216 22V23H215ZM237 22H238V20H237ZM11 23V22H10ZM17 23H18V21H17ZM58 23V22H57ZM69 23V22H68ZM146 23H145V25H146ZM153 23L154 22H152V25H153ZM160 24H158V22H155L154 24H158L157 25V27L159 26L160 27V25H162V21H160L159 22ZM173 23V22H172ZM170 23V26L172 27V25L174 24L175 25V23ZM177 23V22H176ZM179 23V22H178ZM177 23V24H178ZM193 23H195L194 25H193ZM219 23V24H218ZM221 23H223V24H221ZM234 23H236V20L234 21ZM240 23V22H239ZM31 24V23H30ZM53 24V23H52ZM59 24V23H58ZM79 24V25H80ZM140 24V23H139ZM165 22L163 23V26L165 27ZM172 24V25H171ZM22 25V24H21ZM33 25H35L34 23H33ZM60 25V24H59ZM77 25V24H76ZM83 25V24H82ZM156 25H154L155 27H156ZM168 25V24H167ZM179 25V24H178ZM177 25V26H178ZM187 25V24H186ZM190 25V24H189ZM232 25V24H231ZM238 25V24H237ZM63 26H64V24H63ZM71 26V25H70ZM75 26V25H74ZM147 26V25H146ZM143 27V26H140V28L142 27V29H140V28H138L137 29V31L139 30V32L137 33V31L136 30H133V31H136V33L133 35V34H129V35H127V37H126V35H125V33H124V35H123V32H122V34L121 35H123L124 36V38L126 37V39L128 40V38H129V40L128 41H132L133 39H134V41H136L137 39L139 40L140 38H142V34L143 33H147V35L148 34H150V32L148 33V30L147 29H145V28H149V25H148V27ZM151 26V25H150ZM162 26V27H163ZM176 26V25H175ZM176 26V27H177ZM188 26V25H187ZM210 26H212V27H210ZM216 25H215V27H217ZM224 26V27H225ZM236 26V25H235ZM131 27V26H130ZM137 27V26H136ZM136 27H135V29H136ZM154 27V28H155ZM158 27V28H159ZM184 27V26H183ZM191 27V28H190ZM209 27V28H208ZM220 27V28H221ZM229 28L231 27V26H228ZM233 27H234V25H233ZM49 28V27H48ZM60 28V27H59ZM63 28V27H62ZM132 28V27H131ZM147 31H143L144 29ZM161 28V27H160ZM159 28V29H160ZM174 27H172V30H174L173 29ZM210 29V30H208V29ZM219 28V29H220ZM222 28L220 29V30H222ZM17 29H19V28H17ZM56 29V28H55ZM58 29V28H57ZM64 29H65V27H64ZM69 29V28H68ZM72 29V28H71ZM134 29V28H133ZM156 29V28H155ZM183 29V28H182ZM184 29H186V28H184ZM183 29V30H184ZM188 29V30H189ZM224 29H226V27L224 28ZM234 29H236V28H234ZM34 30H35V28H34ZM34 30H32V31H34ZM43 30V29H42ZM54 30V29H53ZM157 30V29H156ZM155 30V31H156ZM171 30V29H170ZM171 30V31H172ZM177 29H175L174 30V32L176 31ZM212 30H214V31H220V30H218V29H212ZM44 31V30H43ZM47 31V30H46ZM65 31V30H64ZM178 31V30H177ZM187 31V30H186ZM185 31V32H186ZM197 31V30H196ZM204 31V30H203ZM227 31H228V29H227ZM226 31V32H227ZM260 31H264V30H259V32ZM50 32V31H49ZM65 32H67V31H65ZM64 32V33H65ZM69 32V31H68ZM159 32V31H158ZM173 32V31H172ZM189 32H191L190 30H189ZM188 32V33H189ZM206 32V33H207ZM213 32V31H212ZM211 32V33H212ZM223 32H225V31H223ZM249 32H251V31H249ZM249 32H247V33H249ZM258 32V31H257ZM256 32V33H257ZM258 32V33H259ZM39 33H42V32H39ZM52 33V32H51ZM203 33V32H202ZM210 33V32H209ZM210 33V34H211ZM218 33V32H217ZM233 33H235L234 31H233ZM247 33H245V34H247ZM35 34V33H34ZM153 34V33H152ZM174 34V33H173ZM215 34V33H214ZM221 35L219 36V34H218V37L216 38L217 40L215 41V39L214 40H212V43H211V41L209 42V43H211V44H207L208 46H206V48H205V50H204V52H203V56L206 54V52L208 53V54H206V56H204V57H206L205 59H207V57L208 56H210V55H212V54H209V52H215L217 49H219L220 47L219 46H224V44H222V38L224 37V35H223V33L221 32L220 33ZM227 34V33H226ZM236 34H237V31H236ZM239 34H240V36H241V33L239 32ZM244 34V33H243ZM242 34V36H241V38L244 36ZM252 34V33H251ZM255 34V33H254ZM261 34V33H260ZM263 34V33H262ZM261 34V35H262ZM28 35V34H27ZM42 35H43V33H42ZM45 35V34H44ZM58 35V34H57ZM59 35H60V33H59ZM61 35H62V33H61ZM67 35V34H66ZM131 35H133V36H131ZM175 35V34H174ZM203 35V34H202ZM205 35V34H204ZM217 35V34H216ZM234 35V34H233ZM9 36V35H8ZM112 36V35H111ZM129 36V37H128ZM150 36V37H149ZM173 36V35H172ZM209 36V35H208ZM215 36V35H214ZM221 36H222V38H221ZM249 36H251L250 34H249ZM262 36H264V35H262ZM24 37V36H23ZM116 37V36H115ZM148 37L151 39H154L155 37H154V35H153V37H152V35L150 34V35H148ZM219 37H220V39H219ZM233 38H234V36H232ZM252 37V36H251ZM250 37V38H251ZM255 37V36H254ZM32 39H34L33 37H31ZM40 38V37H39ZM120 38V40H119V42H117L116 41V39H113V40H111L112 42H116V43H113V44H119V43H121V42H123V39L124 38H122V36L121 37H119ZM118 38V39H119ZM149 38H148V41H149ZM203 38H204V36H203ZM206 38H207V36H206ZM225 38H227V36L225 37ZM237 38H239V36H237ZM241 38H240V41H241ZM257 37H255V39H256ZM264 38V37H263ZM262 38V39H263ZM38 39V38H37ZM64 39V38H63ZM107 39V38H106ZM110 39V38H109ZM117 39V40H118ZM125 39V40H126ZM131 39V40H130ZM151 39V40H152ZM222 39V40H221ZM236 39V38H235ZM251 39H253V37L251 38ZM21 40H23V39H21ZM27 40H28V38H27ZM26 40V43L24 44V40H23V42H21L20 44L22 45V43L24 44L23 45V50H22V46H19V45H17L16 47L14 46V48L11 50V51H9L10 52V55L12 54L13 55V53H14V55H18V57H23V56H19V52L18 51H21V52H23V53H20V55H22V54H25L24 53V47L26 46V44H29L30 42H29V40L27 41ZM44 40V39H43ZM42 40V41H43ZM115 40V41H114ZM122 40V41H121ZM137 40V41H138ZM144 40V39H143ZM143 40H141V41H143ZM150 40V41H151ZM208 40V39H207ZM210 40V39H209ZM225 40H227V39H225ZM264 40V39H263ZM19 42H20V40H18ZM31 42H33L32 40H30ZM106 41V40H105ZM140 41V42H141ZM148 41H147V43H148ZM156 41V40H155ZM154 41V42H155ZM244 41V40H243ZM109 42V41H108ZM127 42V41H126ZM145 42V41H144ZM225 42V41H224ZM223 42V43H224ZM237 42V41H236ZM248 43H251V41L249 42V41H247ZM246 42V43H247ZM258 41H256V43H257ZM36 43V42H35ZM105 43V42H104ZM128 43H130V42H128ZM131 43H133L134 44V42H131ZM130 43V44H131ZM138 43V42H137ZM152 43V42H151ZM205 43H206V41H205ZM248 43L247 44H245V43H243V45H242V47H244V44L247 46L246 48L247 49H249V48H253V46L252 47H250V46H248ZM123 44V43H122ZM139 44H141V43H139ZM234 44V43H233ZM255 44V43H254ZM258 44V43H257ZM260 44H262V43H260ZM30 45V44H29ZM237 45V44H236ZM250 45V44H249ZM252 45V44H251ZM7 46V45H6ZM120 46H122L121 44H120ZM125 46V45H124ZM126 46H127V44H126ZM125 46V47H126ZM130 46V45H129ZM135 46H136V43H135ZM256 46H259V45H256ZM103 47H105V45L103 46ZM109 47V46H108ZM107 47V48H108ZM115 47V46H114ZM202 47H204L203 45H202ZM231 47H233V46H231ZM249 47V48H248ZM260 47H261V45H260ZM263 47V46H262ZM118 48V47H117ZM126 48H128V47H126ZM132 48H133V46H132ZM215 48H217L216 50H215ZM235 48H236V46H235ZM245 48V47H244ZM244 48H242V49H244ZM256 48V47H255ZM101 49V48H100ZM108 49H111V50H113L112 48H108ZM121 49V48H120ZM214 49V50H213ZM239 49H241V48H239ZM9 50V49H8ZM104 50L105 49H103V52H104ZM118 50V49H117ZM195 50V49H194ZM197 50V49H196ZM203 50V49H202ZM210 50V51H209ZM6 51V50H5ZM192 51V50H191ZM190 51V52H191ZM198 51V50H197ZM233 51V50H232ZM258 51H260V52H258ZM257 51V58L256 57H252V58H249L250 60H247V59H245L244 61H243V63H242V65H239V67H236V66H234V69L230 66V68H228L229 70L228 71H226V69H227V67H225L226 69H224L223 71L225 72H223L222 71V77H223V81H226L227 80V82L229 83V85H228V83L226 84L227 86L226 87H228L227 89H226V91H221V94L219 95V96H221V98L223 99V106H224V103H226L225 104V110L223 109L222 111L225 113H223L224 114V116H226L227 114L229 115L230 113V115H232V113L233 114H235L236 113V110H237V107H238V105L239 104H243V102L241 101L240 103H237L236 102V97L237 96H240V94L238 95H236L235 93H239L240 92V88L238 89V87H237V85H239L240 84V82L238 81V79L240 80V78H241V76L240 75H238L239 73L240 74H242V70H249L250 69V65H251V63L253 62L252 60H255V58H256V60H257V62L260 64V61L264 64V48L263 49H261V50H258ZM13 52V53H12ZM87 52V51H86ZM187 52V51H186ZM193 52V51H192ZM243 52H245V50H243ZM251 52V51H250ZM16 53V54H15ZM249 53V52H248ZM7 54V53H6ZM31 54V53H30ZM87 54H89V53H87ZM86 54V55H87ZM184 54V53H183ZM197 54H199V52L197 53ZM4 55H5V53H4ZM9 55V54H8ZM180 56H181V54H180ZM183 56V55H182ZM194 56H196V55H194ZM253 56H254V54H253ZM15 57V56H14ZM189 57V56H188ZM192 57V56H191ZM199 57V56H198ZM246 57V56H245ZM20 58V59H21ZM184 58L185 57H183V59L181 60V58H180V60H179V64L180 63H182V64H187V63H185V62H187V59H185L186 61L185 62H183L184 61ZM193 58V57H192ZM254 58V59H253ZM11 59V58H10ZM19 59V58H18ZM73 59H74V57H73ZM177 59V58H176ZM175 59V60H176ZM202 59H204L203 57H202ZM202 59H200V61H202L203 62V60ZM13 60H14V58H13ZM13 60H11L10 61V64L12 63V67H18V65H23V61L25 60V58L23 57L21 60H22V62L21 61H19L20 62V64H18V62H16L15 60H17V57L15 58V62H16V64H15V62L13 61ZM28 60V59H27ZM78 60V59H77ZM175 60H174V62H175ZM189 60V59H188ZM243 60V59H242ZM255 60V61H256ZM1 61H3V60H1ZM81 61V60H80ZM195 61H196V59H195ZM247 61V62H246ZM255 61L253 62V63H255ZM13 62H14V64H13ZM189 62V61H188ZM8 63V62H7ZM22 63V64H21ZM193 63H194V61H193ZM240 63V64H241ZM252 63V64H253ZM6 64V63H5ZM9 64V65H10ZM25 64V63H24ZM182 64H180V66L182 65ZM197 64V63H196ZM202 64V63H201ZM206 64V63H205ZM258 64V66H260ZM0 65H1V63H0ZM193 65V64H192ZM50 66V65H49ZM178 66V65H177ZM194 66V65H193ZM228 66V65H227ZM238 66V65H237ZM241 66V67H240ZM7 66H5V68H6ZM10 68H11V66H9ZM21 67V66H20ZM72 67V66H71ZM184 67V66H183ZM200 67H201V65H200ZM207 65H206V69H207ZM263 67H264V65H263ZM50 68H52V67H50ZM198 68V70L200 69L199 67H197ZM196 68V69H197ZM220 69H219V71H220V73H218V75L220 74V77H221V70H222V68H224V67H219ZM236 68V69H235ZM256 69L255 70H257V69H259L258 67H255ZM49 69V68H48ZM54 69V68H53ZM115 69V68H114ZM179 69H180V67H179ZM182 69V68H181ZM185 69V68H184ZM187 69H189V68H187ZM190 69H191V67H190ZM206 69L204 70L203 69V71H201L200 70V73L201 72H203V73H206V72H204V71H206ZM231 69V70H230ZM46 70V69H45ZM218 70V69H217ZM8 72V70H5L4 69V65H3V67H1L0 68V80L2 79V80H7L8 78H7V76H9V72H8V75H7V72ZM15 71V70H14ZM110 71V70H109ZM112 71V70H111ZM175 71V70H174ZM178 71V70H177ZM190 71H192V69L191 70H189V72ZM194 71H195V69H194ZM193 71V72H194ZM240 71V72H239ZM242 71V72H241ZM262 71V70H261ZM114 72H116V71H114ZM176 72V71H175ZM187 72H188V70H187ZM237 72H238V74H237ZM53 73V72H52ZM106 73V72H105ZM179 73H180V71H179ZM199 73V74H200ZM203 73H202V75H203ZM217 73V72H216ZM247 73V72H246ZM13 74V73H12ZM109 74V73H108ZM174 74V73H173ZM182 73H180L179 74V76L181 75ZM187 75H181L183 78H181V76H180V79L178 78V80H176V81H174L173 83H172V87H174V89L173 88H171V86L169 87V88H171V89H168L170 92L168 93V91H167V95L165 96V93H164V95H162V99H156L157 101L159 100V101H161L162 103H164L163 105H165L166 104V106H169L170 107V105L172 104V106H176L177 104H178V102L180 103V104H182L183 102H184V100L185 99H187L188 101H189V96L191 95H193L192 97H191V99L193 100V102H194V100L195 99H197V96L198 97H200L199 96V94L200 93H198V92H200L201 91V89H202V91H204L203 89H205L207 86L206 85H204L205 84V81L206 80H204V79H206L207 77H205V74H204V76H202L201 74L199 75V74H197V76H195L196 74H194L193 73V75L194 76H192V74L190 75V74H188V73H186ZM207 74V73H206ZM95 75V74H94ZM100 75V74H99ZM103 75H104V73H103ZM174 75H176V74H174ZM199 75V76H198ZM217 75V74H216ZM225 75V76H224ZM263 75V74H262ZM261 75V76H262ZM45 76V75H44ZM47 76H49V75H47ZM51 76V75H50ZM93 76V75H92ZM108 76H110V75H108ZM184 76H187V77H184ZM260 76V75H259ZM85 77H87V76H85ZM100 77H101V75H100ZM107 77V76H106ZM173 77V76H172ZM176 78L178 77V76H175ZM203 77H205V78H203ZM218 77V76H217ZM244 77V76H243ZM248 77V76H247ZM264 77V76H263ZM34 78H35V75H34ZM89 78V77H88ZM93 78V77H92ZM92 78H91V81H92ZM101 78H103V77H101ZM105 78V77H104ZM226 78V79H225ZM238 78V79H237ZM36 79V78H35ZM42 79V78H41ZM45 79V78H44ZM69 79V78H68ZM82 79V78H81ZM84 79V78H83ZM220 79H222V78H220ZM247 79V78H246ZM264 79V78H263ZM34 80V79H33ZM50 79H48V81H49ZM94 80V79H93ZM98 80V79H97ZM97 80L95 79V83H97ZM216 80H219V77H218V79H216ZM243 80H245L244 78H243ZM258 80V79H257ZM44 81V80H43ZM78 81V80H77ZM100 81V80H99ZM104 81V80H103ZM221 81V80H220ZM235 81H237L236 83H235ZM250 81H252V80H249V81H247V80H245V81H242V84H243V86L242 87H245V88H243V89H250V88H255V91H256V87H258V85H259V83L257 84V83H254V81L253 82H250ZM34 82V81H33ZM67 82V81H66ZM72 82V81H71ZM88 82H89V80H88ZM93 82V81H92ZM169 82V81H168ZM175 82H176V84L178 83V85H175ZM243 82H245V83H243ZM256 82V81H255ZM65 83V82H64ZM73 83V82H72ZM170 83V82H169ZM207 83H208V81H207ZM206 83V84H207ZM222 83V82H221ZM224 83V82H223ZM232 86H231V85ZM7 85V84H6ZM79 85V84H78ZM86 85V84H85ZM101 85V84H100ZM106 85V84H105ZM174 85V86H173ZM208 85V84H207ZM64 86H66V85H64ZM88 86V85H87ZM92 86V85H91ZM206 86V87H205ZM221 86H222V84H221ZM224 86V85H223ZM231 86V87H230ZM235 86V87H234ZM261 86V85H260ZM67 87V86H66ZM83 87V86H82ZM93 87H94V85H93ZM191 87H193V88H191ZM203 87V88H202ZM205 87V88H204ZM209 87V86H208ZM34 88V87H33ZM78 88V87H77ZM76 88V89H77ZM95 88V87H94ZM99 88V87H98ZM98 88H96V89H98ZM194 88H195V92H193L194 94H192V91H190V89L192 90H194ZM224 88H225V86H224ZM223 88V89H224ZM235 88H237V90H239V91H237L236 92V89ZM31 89V88H30ZM82 89V88H81ZM87 89V88H86ZM93 89V88H92ZM102 89H104V88H102ZM235 89V90H234ZM38 90V89H37ZM67 90V89H66ZM69 90V89H68ZM206 90V89H205ZM221 90V89H220ZM251 90H253V89H251ZM250 90V91H251ZM102 91V90H101ZM162 91H164V89L162 90ZM161 91V92H162ZM201 91V93L203 94L204 92H202ZM254 91V92H255ZM27 92L29 93V91L27 90ZM26 92V93H27ZM38 92V91H37ZM61 92H62V90H61ZM60 92V93H61ZM73 92H75V91H73ZM81 92V91H80ZM79 92V93H80ZM85 92V91H84ZM120 92V91H119ZM164 92H166V91H164ZM223 92V93H222ZM248 92V91H247ZM252 92V91H251ZM254 92H252V93H254ZM27 93V94H28ZM36 93V92H35ZM67 93V92H66ZM76 93V92H75ZM82 93V92H81ZM86 93V92H85ZM102 93V92H101ZM243 93V92H242ZM250 93V92H249ZM22 94H23V92H22ZM37 94V93H36ZM65 94V93H64ZM100 94V93H99ZM117 94V93H116ZM202 94H200V95H202ZM14 95V94H13ZM74 95V94H73ZM80 95H82V94H80ZM79 95V96H80ZM87 95V94H86ZM102 95V94H101ZM195 95V96H194ZM8 96V95H7ZM16 96V95H15ZM94 96V95H93ZM161 96V95H160ZM163 96H164V98H163ZM246 96V92H245V95H244V97ZM259 96V95H258ZM17 97H18V95H17ZM25 97V96H24ZM71 97V96H70ZM88 97H91L90 95L88 96ZM104 97V96H103ZM106 97V96H105ZM150 97V96H149ZM159 97V96H158ZM195 97V98H194ZM201 97H203V96H201ZM234 97V98H233ZM33 98V97H32ZM67 98V97H66ZM107 98V97H106ZM142 98V97H141ZM154 98H157V97H154ZM154 98H153V100H154ZM246 98V97H245ZM258 98V97H257ZM39 99V98H38ZM73 99V98H72ZM84 99V98H83ZM89 99V98H88ZM101 99V98H100ZM151 99V98H150ZM237 99L239 100L240 98L239 97H237ZM14 100V99H13ZM18 100V99H17ZM17 100H16V102H17ZM107 100V99H106ZM139 100V99H138ZM155 100V103L158 105V104H162L161 102L160 103H158L157 101ZM199 100V99H198ZM249 100V99H248ZM70 101H72V100H70ZM102 101V100H101ZM146 101H147V98H146ZM146 101H145V104H146ZM197 101V100H196ZM238 104H236L235 102ZM240 101V100H239ZM9 102V101H8ZM15 102V101H14ZM103 102V101H102ZM138 102V101H137ZM136 102V104L135 105H137V106H139V107H131L133 110H131V109H129V108H126V111L127 112H125L126 113V115L124 116V117H126V116H129L130 117V115L131 114H133L136 110V112H138L139 110H138V108H141V110L143 109V110H145V108L144 107H146L145 106V104L144 103H142V102H144V101H141V102H139L141 105H139V103H137ZM148 102H149V100L147 101V104H148ZM176 102H177V104H176ZM182 102V103H181ZM186 102V101H185ZM185 102H184V105H186L185 104ZM235 103V106H233L234 105V103ZM246 102H247V99H246ZM251 102V101H250ZM25 103V102H24ZM62 103V102H61ZM85 103V102H84ZM132 103V102H131ZM154 103V102H153ZM152 103V107L151 108H153V109H157L158 108V110H160V107H161V105L159 106L158 105V107H157V105L155 106V104H153ZM170 103V104H169ZM174 103L176 104V105H174ZM199 103V101L197 102V104ZM231 103H232V105H231ZM1 105H0V108H1V106L2 105H4V103H0ZM67 104V103H66ZM144 104V106H142ZM146 104V105H147ZM190 104V103H189ZM194 104V103H193ZM196 104V103H195ZM222 104L220 105V106H222ZM257 104V103H256ZM151 105V104H150ZM162 105V106H163ZM228 105H230V107H228ZM7 106V105H6ZM13 106V105H12ZM17 106V105H16ZM47 106V105H46ZM77 106V105H76ZM120 106V108H121V105H119ZM123 106V105H122ZM130 106H133V105H130ZM166 106H164V107H166ZM180 106H182V105H180ZM196 106H199V105H196ZM195 106V107H196ZM227 106V107H226ZM250 106H252L251 104H250ZM5 107V106H4ZM26 107V106H25ZM64 107V106H63ZM70 107V106H69ZM150 107V106H149ZM163 107V108H164ZM190 107H191V105H190ZM245 106L244 105H241V106H239V111H243V109H245L244 108ZM257 107V106H256ZM78 108V107H77ZM162 108V107H161ZM181 108V107H180ZM192 109H193V106L191 107ZM231 108V109H230ZM232 108H234V109H232ZM21 109V108H20ZM82 109V108H81ZM80 109V110H81ZM128 109H129V111H128ZM136 109V110H135ZM148 109V108H147ZM184 109L185 110H187L185 107H184ZM192 109H191V111H192ZM222 109V108H221ZM220 109V110H221ZM252 109V107L250 108V110ZM74 110V109H73ZM84 110V109H83ZM113 109H111L110 111H112ZM123 110H124V108H123ZM158 110H157V112H158ZM170 110V109H169ZM174 110H175V108H174ZM173 110V111H174ZM183 109H181V111H182ZM219 110V111H220ZM230 110L232 111V110H234V111H232V112H230ZM256 110V109H255ZM15 111H17L16 109H15ZM42 111V110H41ZM48 111V110H47ZM121 111V110H120ZM132 111H133V113H132ZM156 111V110H155ZM161 112H164L165 110H160ZM245 111H246V109H245ZM245 111L243 112V113H240L239 115H241V116H237V117H235L234 119H232L231 118V120H234V121H236L239 117H241V120H242V116L245 114ZM249 111V110H248ZM258 111V110H257ZM71 112V111H70ZM106 111L104 110V113H105ZM119 112V111H118ZM139 112H141V111H139ZM147 112H150V111H147ZM166 112H168L167 110H166ZM195 112V110L193 111V113ZM218 112V110L215 112V113H217ZM84 113V112H83ZM98 113H99V111H98ZM119 113H121V112H119ZM153 113H154V111H153ZM160 113V112H159ZM159 113H156V114H159ZM183 113H185V112H183ZM182 113V114H183ZM191 113V112H190ZM189 113V114H190ZM191 113L190 114V116H189V114L186 116V117H188V118H186L185 117V115L183 116H181V114L179 115L178 113H177V115L176 114H174V116L176 115V117L177 116H180V117H177V122L179 123V121H181L182 120V124L184 125V127L186 128V131H188V129L190 130V128H191V130L193 131L194 130V127H195V124H197V122H198V114H197V116H196V114L194 113ZM4 114V113H3ZM101 114V113H100ZM107 114V113H106ZM110 114V117H105L104 118V121H105V119H106V122L108 121H110L109 119L112 117L113 118V116H114V114H118L117 113V109L115 110V111H113L112 113H109ZM122 114H124V113H122ZM169 114V113H168ZM172 114V117L174 118V116H173V113H171ZM201 114V113H200ZM222 114V115H223ZM2 115V114H1ZM53 115H54V113H53ZM53 115L51 116V117H53ZM85 115V114H84ZM89 115V114H88ZM93 115V114H92ZM113 115V116H112ZM119 115V114H118ZM117 115V117H119ZM218 115V114H217ZM216 115V116H217ZM249 115V114H248ZM247 115V116H248ZM255 115V114H254ZM260 115V114H259ZM38 116V115H37ZM86 116V115H85ZM101 116V115H100ZM109 116V115H108ZM161 116V115H160ZM163 116V115H162ZM169 116H171L170 114H169ZM208 116V115H207ZM210 116H211V114H210ZM213 116V115H212ZM211 116V117H212ZM221 116V115H220ZM246 116V117H247ZM38 117H40V116H38ZM87 117V116H86ZM92 117V116H91ZM116 117V116H115ZM165 117H166V114H165ZM167 117H168V115H167ZM175 117V118H176ZM184 118V119H182V118ZM190 117V118H189ZM200 117H201V115H200ZM199 117V118H200ZM211 117H209V118H211ZM214 117H215V115H214ZM219 117V116H218ZM216 118V120L217 119H219V118ZM248 117H250V116H248ZM256 117V116H255ZM263 117V116H262ZM23 118V117H22ZM50 117H48V120H50L49 119ZM89 118V117H88ZM97 118V117H96ZM96 118H94V119H96ZM100 117H98V120H100L99 119ZM109 118V119H108ZM112 118H111V120H112ZM128 118V117H127ZM202 118V117H201ZM208 118V119H209ZM222 118V117H221ZM34 119H35V117H34ZM63 119V118H62ZM162 119V118H161ZM196 119V120H195ZM240 119V118H239ZM245 119V118H244ZM249 119V118H248ZM20 120V119H19ZM18 120V121H19ZM30 120V119H29ZM44 120V119H43ZM97 120V119H96ZM114 120V119H113ZM112 120V121H113ZM170 120V119H169ZM201 120V119H200ZM240 120V121H241ZM246 120V119H245ZM249 120H251V118L249 119ZM253 120V119H252ZM37 121V120H36ZM35 121V122H36ZM40 121H41V119H40ZM39 121V122H40ZM46 121V120H45ZM58 121V120H57ZM62 121V120H61ZM82 121V120H81ZM86 121V120H85ZM84 121V122H85ZM88 121V120H87ZM87 121H86V123H87ZM101 121V120H100ZM103 121V119H102V122H104ZM111 121V122H112ZM115 121V120H114ZM175 121H176V119H174V121H173V123H175ZM230 120H228L227 122H229ZM233 121V122H234ZM239 121V120H238ZM237 121V122H238ZM247 121V120H246ZM245 121V122H246ZM30 122V121H29ZM34 122V123H35ZM42 122V121H41ZM92 122V121H91ZM91 122H88L87 123V126L89 125V124H92V126L94 127L95 125H93V122L91 123ZM98 122V121H97ZM196 122V123H195ZM233 122H230L231 124H233ZM244 122V123H245ZM248 122V121H247ZM254 122V121H253ZM259 122V121H258ZM11 123V122H10ZM24 123V122H23ZM52 123V122H51ZM177 123V124H178ZM242 122H238V125H236V126H239L240 124H241ZM244 123H242L243 125H241L242 126V129H241V127H238V128H235L236 130L234 131V129L233 130H231V129H228V128H226V129H228V130H226L227 132H222L221 133V137H220V135H219V137L220 138H217V139H221V140H217V142L219 141L223 146L226 144V143H228L229 141L228 140H230V141H232L231 143H234V145L232 144L230 147H232L233 149H229V151L230 152H232V153H227V148H225V147H223L222 145H220V147L222 148H225V149H227V150H225L226 152L225 153H223V154H226L227 156L225 157V155H222V156H220L221 158H222V160L220 161V159L218 158L217 159V157L215 158V161H214V157H212V159L210 160V161H213V162H215L214 163V165H212L211 163H213V162H208L209 161V159H208V164H210V166L208 167V168H210V167H212V169H213V171H216L218 174L220 173L221 175L223 174V173H225V172H227V171H229L230 169L229 168H232V166H235V165H237L238 163H239V160L240 159H238V158H242V156H244L243 154H242V156H241V151L244 149V148H246V144H248V143H251V142H247L246 140L247 139H245V137L246 138H248L249 137V139H251L252 138V133L248 136V134H246V130H247V127L248 126H245L244 127V125H246V124H244ZM264 123V122H263ZM262 123V121H260L259 122V125L257 126V128H259V129H257L256 128V130H254V133H253V135H255V141H254V143L252 144L253 145V148L251 149V151H249V153H248V157H245V158H249V160H251L250 158H253V157H255V156H253V155H255V154H253L254 152L256 153L257 152V150L259 149L260 150V147H264V136L262 135L261 136V134H262V128H263V124ZM29 124V123H28ZM41 124V123H40ZM65 124V123H64ZM74 124H77V123H74ZM109 124V123H108ZM161 124V123H160ZM162 124H164V123H162ZM180 124H181V122H180ZM199 124V123H198ZM197 124V125H198ZM226 124V123H225ZM224 124V125H225ZM258 124V123H257ZM36 125V124H35ZM38 125V124H37ZM36 125V126H37ZM85 124L83 123V126H84ZM157 126L159 125V124H156ZM219 125V124H218ZM223 125V126H224ZM32 126V125H31ZM39 126V125H38ZM41 126H42V124H41ZM40 126V127H41ZM47 126H49V125H47ZM59 126V125H58ZM78 126H80V124L78 123ZM82 125H81V127H83ZM155 126V125H154ZM154 126H152L153 128H154ZM162 125H160V127H161ZM174 126V125H173ZM175 126H177L176 124H175ZM193 126V127H192ZM227 126V125H226ZM256 126V125H255ZM262 126V127H261ZM28 127V126H27ZM40 127L39 128H37V129H39L38 131H40ZM52 127V126H51ZM62 127V126H61ZM141 127H143V126H141ZM164 127V126H163ZM181 127V126H180ZM179 127V128H180ZM197 127V126H196ZM231 127V126H230ZM232 127H233V125H232ZM234 127H235V125H234ZM243 127H244V129H243ZM36 128V127H35ZM43 128V127H42ZM41 128V129H42ZM50 128V127H49ZM66 128V127H65ZM79 128V127H78ZM83 128H85L86 129V127H83ZM82 128V129H83ZM88 128V127H87ZM143 128H145V127H143ZM147 128H149V127H147ZM152 128V129H153ZM157 128V127H156ZM162 128V127H161ZM160 128V129H161ZM166 128V127H165ZM164 128V129H165ZM178 128V127H177ZM185 128H184V130H185ZM217 128V127H216ZM220 128V127H219ZM250 128V127H249ZM54 129V128H53ZM69 129V128H68ZM67 129V130H68ZM92 129V128H91ZM138 129V128H137ZM141 129V128H140ZM150 129V128H149ZM159 129V130H160ZM169 129V128H168ZM182 129V128H181ZM223 129V128H222ZM221 129V130H222ZM246 129V130H245ZM254 129V128H253ZM19 130V129H18ZM44 130V129H43ZM48 130V129H47ZM61 130V129H60ZM64 130V129H63ZM66 130V129H65ZM81 130V129H80ZM87 130V129H86ZM184 130H181V131H184ZM221 130H219V131H221ZM249 130V129H248ZM70 131H72L73 132V130H68V133L70 132ZM146 132H147V130H145ZM150 131H151V129H150ZM157 131V130H156ZM167 131V130H166ZM186 131L185 132H183V133H185L186 134ZM13 132V131H12ZM77 132H79L78 130H77ZM139 132H142V131H139ZM217 132H218V129H217ZM243 132V133H242ZM7 133V132H6ZM75 133V132H74ZM74 133H73V136H74ZM137 133V132H136ZM143 133V132H142ZM158 133V132H157ZM161 133V132H160ZM160 133H158V134H160ZM188 133H190V132H188ZM244 133H245V135H244ZM12 134V133H11ZM70 134H71V132H70ZM137 134H139V133H137ZM156 135V133H152L151 135ZM157 134V135H158ZM164 135H165V133H163ZM166 134H170V133H167L166 132ZM184 134V135H185ZM216 134V133H215ZM18 135V134H17ZM46 135V134H45ZM140 135V134H139ZM187 135H189V134H187ZM186 135V136H187ZM223 135V136H222ZM8 136V135H7ZM48 136V135H47ZM68 136V135H67ZM260 136L262 137L261 139H260ZM138 137V136H137ZM140 137V136H139ZM148 137V136H147ZM216 137H218V136H216ZM251 137V138H250ZM4 138V137H3ZM39 138V137H38ZM142 138V137H141ZM144 138V137H143ZM142 138V139H143ZM152 138V137H151ZM156 138V137H155ZM213 138V137H212ZM244 138V139H243ZM254 138V137H253ZM248 139V140H249ZM3 140V139H2ZM38 140V139H37ZM49 140V139H48ZM210 140V139H209ZM215 140H216V138H215ZM242 140H245V142H244V144H242ZM251 140H253V139H251ZM262 140V141H261ZM31 141V140H30ZM50 141V140H49ZM109 141V140H108ZM225 142V144L224 143H222V142ZM48 142V141H47ZM117 142V141H116ZM213 142V141H212ZM211 142V143H212ZM10 143V142H9ZM38 143H39V141H38ZM50 143V142H49ZM159 143V142H158ZM261 143V144H260ZM107 144V143H106ZM110 143H108V145H109ZM210 144V143H209ZM217 144V146H215ZM213 147L215 148L216 147V149L217 150H221V148H219L218 149V146H219V144L218 143H216ZM46 145V144H45ZM113 145H114V143H113ZM116 145V144H115ZM159 145V144H158ZM157 145V146H158ZM6 146V145H5ZM34 146V145H33ZM154 146H155V144H154ZM212 145H210V147H211ZM234 146H236V147H234ZM245 146V147H244ZM10 147V146H9ZM38 147V146H37ZM66 147H68V149H70L69 148V146H66ZM66 147H64L63 149H65V151H67L68 149H66ZM99 147H101V146H98V148ZM103 147V146H102ZM104 147H105V145H104ZM111 147V146H110ZM137 147V146H136ZM207 147H208V150H209V146H208V144H207ZM242 147H244V148H242ZM263 147H262V149H263ZM13 148V147H12ZM12 148H11V150H12ZM97 148V147H96ZM95 148V149H96ZM97 148V150H99ZM112 148V147H111ZM155 148V147H154ZM159 148V147H158ZM164 148V147H163ZM235 148V149H234ZM242 148V149H241ZM46 149H48V148H46ZM92 149V148H91ZM90 149V150H91ZM108 149V148H107ZM212 149V148H211ZM240 149V150H239ZM57 150H59L58 148H57ZM115 150V149H114ZM161 149L159 148V150L158 151H160ZM217 150H215V151H217ZM234 150V151H233ZM245 150V149H244ZM253 150V151H252ZM7 151V150H6ZM45 151V150H44ZM60 152L59 153H57V154H59V155H56L55 157H53V155H52V157L54 158H52L50 161H48V168L46 169V173H44L41 177H38L39 178V181H36V183L35 184H32V186L34 185V186H39V188L38 187H36L37 189H39L38 190V193H37V196H35V198H33L32 199V206H30V207H28V208H26L25 209V211L24 210H22V211H24V213L29 217V218H31V219H33V222H34V219L36 220H38V217L40 218V216L42 215L43 216V214H45L46 215V213H48V212H58L59 210H61L62 211V209L63 210H65L64 208H66L69 204H73V206L75 207H78L77 208V210L80 208H82V206L85 204V203H87L88 201V196H90L91 194H90V192L91 191H93V189L94 188H97L98 186H101V184H99V183H102L103 182V185H104V182H107L108 181V179H106V178H104V176H103V178L101 177L100 179H99V175L101 174V173H99L98 174V176H97V178H96V176H95V174L93 175V173H92V177H88L87 175L85 176V175H81V174H83V173H78L79 175H81V176H79L77 179H76V177H75V179L76 180H74L72 177V180H74V181H72L73 183H72V185L70 186L69 185V183L70 182H67V187H70L68 190L65 188V189H58V186H62L61 185V182H62V180L64 179H62V177H63V169L65 168L64 166L66 165V163H65V161L63 160L64 158H62L64 155H62V157H61V155L60 154H66V153H64L63 151L64 150H62V149H60L59 150ZM61 151H62V153H61ZM94 151V148H93V150H92V152ZM101 151H103V149L101 150ZM134 151H135V149H134ZM240 152V154H239V152ZM247 152H248V150H246ZM261 151V150H260ZM35 152V151H34ZM49 152V151H48ZM155 152V151H154ZM212 151H210V153H211ZM1 153H3V152H1ZM87 153H90V152H87ZM114 153V152H113ZM158 153V152H157ZM209 153V154H210ZM216 153V152H215ZM243 153V152H242ZM245 153V152H244ZM259 153V152H258ZM261 153V152H260ZM38 154H39V152H38ZM105 154H107V153H105ZM120 154H122V153H120ZM128 154V153H127ZM126 154V155H127ZM172 154V153H171ZM182 154H183V152H182ZM181 154V155H182ZM238 154V155H237ZM10 155V154H9ZM8 155V156H9ZM41 155V154H40ZM102 155V154H101ZM104 155V154H103ZM109 155V154H108ZM129 155H131V154H129ZM159 156H156V158L157 157H161L160 159H162V161H163V157L164 158H166L167 159V157L169 156V154H168V152H166L165 150L164 151H162V154H161V156H160V154H158ZM163 155V156H162ZM211 155V154H210ZM216 155V154H215ZM220 155V154H219ZM246 155V154H245ZM250 155H252V156H250ZM8 156H4V157H8ZM35 156H37V155H35ZM100 156V155H99ZM122 156V155H121ZM177 156V155H176ZM239 156V157H238ZM67 157V156H66ZM95 157V156H94ZM108 157V156H107ZM118 157V156H117ZM123 157H125V156H123ZM178 157V156H177ZM111 158V157H110ZM120 158V157H119ZM175 158V157H174ZM210 158V157H209ZM224 158V159H223ZM258 158V157H257ZM61 159V160H60ZM69 159V158H68ZM67 159V160H68ZM128 159H130V158H128ZM127 159V162H129V160ZM37 160V159H36ZM41 160H43V159H41ZM52 160H54V162L52 161ZM99 160V159H98ZM113 160V159H112ZM116 160H117V158H116ZM120 161H121V159H119ZM132 160V159H131ZM248 160V159H247ZM254 160H255V158H254ZM47 161V160H46ZM64 161V162H63ZM125 160H123V162H124ZM218 161H220V162H218ZM49 162H51V163H49ZM109 162V161H108ZM204 163H205V160L203 161ZM249 162V161H248ZM255 162V161H254ZM258 162H259V159H258ZM263 162H264V160H263ZM53 163H55V164H53ZM70 163V162H69ZM74 163V162H73ZM77 163V162H76ZM75 163V164H76ZM113 163H117V161L116 162H114L113 161ZM130 163V162H129ZM50 164H52V165H50ZM58 164H61V166L59 165L58 166ZM62 164L64 165V166H62ZM74 164V165H75ZM109 164V163H108ZM132 164V163H131ZM239 164H241V163H239ZM254 164V163H253ZM257 164V163H256ZM261 164H263V163H261ZM50 165V166H49ZM70 165H72V162H71V164ZM69 164H68V166H70ZM116 165H118V164H116ZM135 165V164H134ZM246 165H249V164H246ZM251 165V164H250ZM41 166V165H40ZM115 166V165H114ZM124 166H126V164H124ZM207 166V165H206ZM245 166V165H244ZM38 167V166H37ZM63 167V168H62ZM72 167H74L73 165H72ZM120 167H121V165H120ZM120 167H118V168H120ZM198 167V166H197ZM237 167V166H236ZM243 167V166H242ZM242 167H241V169H242ZM262 168L264 167V166H261ZM33 168H34V166H33ZM32 168V169H33ZM45 168V167H44ZM61 170H59V169ZM62 168V169H61ZM108 168H110V167H108ZM124 167H123V165H122V169H123ZM137 168V167H136ZM200 168V167H199ZM207 167H206V169H208ZM235 168V167H234ZM258 168H259V166H258ZM28 169V168H27ZM70 169V168H69ZM107 169V168H106ZM105 169V170H106ZM111 169V168H110ZM121 169V170H122ZM133 169H135V168H133ZM198 169V168H197ZM215 169V170H214ZM227 169H229V170H227ZM252 169V168H251ZM261 168H259V170H260ZM29 170V169H28ZM66 170V169H65ZM71 170V169H70ZM69 170V171H70ZM136 170V169H135ZM138 170V169H137ZM139 170H140V168H139ZM144 170V169H143ZM220 172H219V171ZM225 170H227V171H225ZM245 169H243L242 171H244ZM253 170V169H252ZM254 170H255V168H254ZM258 170V171H259ZM20 171V170H19ZM30 171V170H29ZM110 171V170H109ZM113 171H114V168H113ZM142 171V170H141ZM199 171V170H198ZM225 171V172H224ZM235 171V170H234ZM233 171V172H234ZM247 171V170H246ZM40 171H38V173H39ZM62 172V173H61ZM64 172H66V171H64ZM88 172V171H87ZM112 172V171H111ZM115 172H117V171H115ZM114 172V173H115ZM137 172V171H136ZM136 172H134V174L136 173ZM221 172H223V173H221ZM232 172V171H231ZM232 172V173H233ZM239 172H240V170H239ZM256 172V171H255ZM261 172V171H260ZM259 172V173H260ZM264 171H262V173H263ZM31 173V172H30ZM35 173H37V171L35 172ZM37 173V174H38ZM89 173V172H88ZM98 173V172H97ZM110 173V172H109ZM108 173V174H109ZM120 173H122V172H120ZM141 173V172H140ZM144 173V172H143ZM208 173V172H207ZM217 173H213V174H211V172H210V175H216ZM19 174V173H18ZM32 174H34V173H32ZM77 174V175H78ZM137 174V173H136ZM135 174V175H136ZM240 174V173H239ZM239 174H238V176H239ZM253 174V173H252ZM22 175V174H21ZM20 175V176H21ZM45 175V176H44ZM65 175V174H64ZM75 175V174H74ZM114 175V174H113ZM195 175H197V174H195ZM195 175H193L194 177H195ZM199 175V174H198ZM207 174H205V176H206ZM209 175V174H208ZM220 175V176H221ZM223 175H226V174H223ZM244 175V174H243ZM255 175V174H254ZM0 176H1V174H0ZM15 176V175H14ZM19 176V177H20ZM30 176V175H29ZM69 176H70V174H69ZM72 176V175H71ZM85 176V177H84ZM106 176V175H105ZM149 176V175H148ZM205 176H204V178H205ZM227 176H228V174H227ZM230 176V175H229ZM238 176H237V178H238ZM241 176V175H240ZM262 176V175H261ZM9 177H12V176H9ZM112 177V176H111ZM115 177V176H114ZM117 177H119L118 175H117ZM137 177V176H136ZM135 177V178H136ZM207 177V176H206ZM15 178V177H14ZM37 178V179H38ZM41 178V179H40ZM107 178H108V176H107ZM201 178V177H200ZM200 178H199V181H200ZM203 178V179H204ZM209 178V177H208ZM207 178V179H208ZM222 178H224V177H222ZM232 178H233V174H232ZM236 178V177H235ZM1 180L3 179V178H0ZM5 179V178H4ZM4 179H3V181H4ZM29 179H30V177H29ZM28 179V180H29ZM34 179V180H33ZM33 179H31L30 180V182L31 183H33L36 179L35 178H33ZM66 179V178H65ZM67 179H68V176H67ZM66 179V180H67ZM101 179H104V180H102V182H100L101 181ZM112 179H114V178H112ZM117 179V178H116ZM149 179H151V178H149ZM195 179H197V177L195 178ZM217 179V178H216ZM244 179V178H243ZM9 180V179H8ZM22 180H23V178H22ZM27 180V181H28ZM66 180H64V181H66ZM98 180H100V181H98ZM109 180H111V179H109ZM139 180V179H138ZM152 180V179H151ZM220 180V179H219ZM223 180V183L221 182ZM221 181H220V183H219V185H218V188H219V192H218V194L221 192V190H222V188H223V190H222V192H227V194H228V191L230 192V187H232V186H234L235 185V183H236V185H239V182H238V180H237V182H236V180L234 179V182H233V179L231 180V184H230V182H229V180L230 179H222ZM2 181V182H3ZM33 181V182H32ZM68 181H71V179L70 180H68ZM137 181V180H136ZM135 181V182H136ZM144 181V180H143ZM145 181H146V179H145ZM206 181V180H205ZM224 181H225V187L223 186V185H221V184H224ZM227 181L229 182V184L227 183ZM241 181V180H240ZM246 181H247V179H246ZM7 182V181H6ZM23 182V181H22ZM29 182V184H28V182H25V185L24 186H26V183H27V186H30L31 185V183ZM113 182V181H112ZM204 182V181H203ZM219 182V181H218ZM217 182V183H218ZM138 183V185L140 184L139 182H137ZM142 183V182H141ZM143 183H145V182H143ZM147 183H151L150 181L149 182H146V184ZM194 183V182H193ZM205 183H207V182H205ZM238 183V184H237ZM17 184V183H16ZM37 184V185H36ZM65 184V183H64ZM115 184V183H114ZM153 184V183H152ZM151 184V185H152ZM196 184H197V182H196ZM228 184V185H227ZM234 184V185H233ZM1 185V184H0ZM9 185V184H8ZM18 185V184H17ZM106 185H107V183H106ZM105 185V186H106ZM136 185V184H135ZM137 185V186H138ZM143 185V184H142ZM199 186V190H200V192H197L198 194H200V195H198L197 197H198V199H200L199 200V202L201 201L202 202V198H203V201H204V196L206 197V195L207 194H204V189H206V188H204V187H200L201 186V184H200V182H199V184H198ZM205 185V184H204ZM204 185H202V186H204ZM210 185V184H209ZM231 185V186H230ZM236 185H235V187H236ZM2 186V185H1ZM104 186V187H105ZM136 186V187H137ZM141 186V185H140ZM140 186H138V187H140ZM148 186H149V184H148ZM195 186V185H194ZM220 186V187H219ZM222 186V187H221ZM245 186V185H244ZM107 187V186H106ZM142 187V186H141ZM196 187V186H195ZM238 187V186H237ZM236 187V188H237ZM242 187V186H241ZM7 188V187H6ZM25 188L26 187H24L23 188V190H25ZM30 188V187H29ZM60 188V187H59ZM63 188V187H62ZM99 188H101V187H99ZM103 188V187H102ZM133 188H135V187H133ZM145 188V187H144ZM204 188V189H203ZM227 188H228V191H227ZM232 188H234V187H232ZM231 188V189H232ZM235 188V189H236ZM239 188V187H238ZM237 188V189H238ZM32 189V188H31ZM30 189V190H31ZM37 189H35V190H37ZM56 189V190H55ZM136 189V188H135ZM149 189V188H148ZM211 189V188H210ZM234 189V190H235ZM241 189V188H240ZM239 189V190H240ZM20 190H22V188H19V192H22V191H20ZM51 191V190H54V191H56V193H54V191H53V193H54V195H53V193L52 194H50L51 192H47V191ZM57 190H58V192L60 191V192H62V193H57ZM65 190V191H64ZM139 190H141V189H139ZM147 190V189H146ZM145 190V191H146ZM195 190V189H194ZM214 190V189H213ZM137 191V190H136ZM135 191V192H136ZM196 191H198V190H196ZM196 191H195V193H196ZM201 191H203V192H201ZM218 191V190H217ZM232 191V190H231ZM17 192V191H16ZM46 192V193H45ZM76 192V193H75ZM140 192V191H139ZM144 192V191H143ZM207 191H205V193H206ZM234 192V191H233ZM257 192H259V191H257ZM13 193V192H12ZM11 193V194H12ZM31 193H33V192H31ZM43 193H45L44 195H43ZM74 193V194H73ZM138 193V191L136 192V194ZM141 193V192H140ZM195 193H193V194H195ZM212 193H215V191L214 192H212ZM260 193V192H259ZM263 193V192H262ZM4 194V195H3ZM8 194V193H7ZM11 194H10V196L9 197H11ZM34 194V193H33ZM36 194V193H35ZM48 194V196H46ZM76 194V195H75ZM90 194V195H89ZM146 194V193H145ZM211 194V193H210ZM209 194V195H210ZM217 194V193H216ZM3 195V196H2ZM15 195V194H14ZM21 195V194H20ZM20 195H18L17 197H19ZM25 195V194H24ZM32 195V194H31ZM42 195L44 196L43 198H42ZM51 195H53V197H51ZM134 195V194H133ZM148 195V194H147ZM225 195V194H224ZM224 195H222L223 197H224ZM0 196H1V198L3 197V200H5L4 199V196H5V191L3 190V192H2V189H0ZM16 196V195H15ZM14 196V197H15ZM139 196V195H138ZM194 196H196V195H194ZM199 196H201V197H199ZM215 196V195H214ZM228 196H230V195H228ZM244 196H246V195H244ZM46 197H47V200H46ZM51 197V198H50ZM146 197V196H145ZM210 197H212V196H210ZM217 197V196H216ZM253 197V196H252ZM257 196H255V197H253L254 198V200L255 201H250V202H253V205H252V207H251V203L249 204L250 205V207L251 208H249V206L247 207L248 209L247 210H245L244 212H242V215L243 216H241L240 215V213H238L239 211H237L236 212V210H238V208H235V206L233 207V209H236V210H233V211H230V209L228 208V206L229 205H226L225 207L224 206H222V207H220V208H217L216 210H214L215 208L213 207L212 209H210L209 210V212L211 213H213L214 215H215V213L216 212H218L219 211V209H221V208H223V209H221L219 212H221L222 214H223V217H221L220 218V215H217L215 218H216V222H214V219L215 218H212V216H214L212 213H211V215H210V213L209 214H206V213H204V211H202V213H200L201 215H199V216H201L198 220H200L199 222H200V224H198L199 226H201V228L202 227H205L204 229H205V231L203 232H199V234H201V235H199L197 232V234L192 238V239H194V241H193V243H191L192 242V239L189 241V243H187L188 244V246H189V244L191 243L192 244V246L189 248V250H191L192 251V249H193V251L195 252V250H200L201 249V247H202V244H204V243H206V246L209 244V247L210 248H212V245L214 246V248H217L218 250H216V249H214L213 250V248H212V251H210L211 249H209V248H207L205 245H203V247H205V248H203L202 247V249H204L203 251H198V253L200 254V257H202L201 256V253H202V255H203V253L205 254V250H207V254H205V256H208V254H209V257H205L206 258V261H205V258H204V255H203V257L202 258H204L203 259V261L201 260V259H199V260H201V261H196L197 259L196 258H198L197 256H196V258H194V259H196V260H194V261H196V263L197 264H213V262H214V264L215 263H222V262H224V263H226L227 262V260L229 259V261L231 262L232 260L234 261H232V263H238V264H246V263H248V262H251L250 260L252 259V257L254 258V256H255V254H256V252H261V254H264V252L262 253V251H264V239H262V235L264 234V193H263V195H260V197H257ZM8 198V197H7ZM49 198V199H48ZM130 198H131V196H130ZM138 198V197H137ZM143 198V197H142ZM208 198H209V196H208ZM218 198V197H217ZM251 198V197H250ZM256 198V199H255ZM258 198H259V201H258ZM22 199V198H21ZM29 199V198H28ZM31 199V198H30ZM51 199V200H50ZM135 199V198H134ZM140 199V198H139ZM145 199V198H144ZM206 199V198H205ZM224 199V198H223ZM18 200V199H17ZM24 200H25V198H24ZM246 200V199H245ZM251 200V199H250ZM87 201V202H86ZM137 201V200H136ZM139 202H136V203H140V200H138ZM141 201H142V199H141ZM196 201V200H195ZM223 201H225V200H223ZM226 201H227V199H226ZM225 201V202H226ZM232 201V200H231ZM234 201V200H233ZM235 201H237L236 199H235ZM249 201V200H248ZM3 202V201H2ZM197 202H198V200H197ZM228 202H230L229 200H228ZM256 202V204H254ZM6 203V202H5ZM21 203V202H20ZM28 203V202H27ZM31 203V202H30ZM129 203V202H128ZM134 203H135V200H134ZM203 203V202H202ZM222 203V202H221ZM259 203V204H258ZM25 204V203H24ZM120 204V203H119ZM126 204V203H125ZM130 204H132V203H130ZM141 204V203H140ZM205 204V203H204ZM203 204V205H204ZM220 204V203H219ZM245 203H243V207L242 208H244L245 209V205H244ZM258 204V205H257ZM28 205V204H27ZM124 205V204H123ZM200 205V204H199ZM202 205V206H203ZM206 205V204H205ZM207 205H208V203H207ZM256 206V208H254L255 206ZM4 205H2V207H3ZM86 206V205H85ZM133 206H135V205H132V207ZM210 206H212V205H210ZM5 207H7V205L6 206H4V208L3 209H5ZM24 207V206H23ZM137 207V206H136ZM230 208L232 207V206H229ZM252 208H253V210H252ZM2 209V210H3ZM71 209V208H70ZM79 209V210H80ZM117 209H118V205H117ZM202 209V208H201ZM255 209V210H254ZM15 210H17V209H15ZM82 210H83V208H82ZM81 210V211H82ZM85 210V209H84ZM133 209L131 208V211H132ZM135 210L136 209H134V212H135ZM212 210V211H211ZM248 210H250V213H251V210H252V213L251 214H249V215H247L245 212L246 211H248ZM6 211H7V209H6ZM65 211H67V210H65ZM71 211H73V209L71 210ZM80 211V212H81ZM130 211V212H131ZM139 211H141V210H139ZM138 211V214L137 213H135V216L137 215L138 217H141L142 218V213H140ZM60 212V211H59ZM58 212V213H59ZM63 212V211H62ZM145 212V211H144ZM201 212V211H200ZM205 212H207L208 213V211H205ZM233 212H234V214H233ZM11 213V212H10ZM22 213V212H21ZM57 213V214H58ZM2 214H5V213H2ZM72 215H73V213H71ZM75 214V213H74ZM78 214L80 215V213H79V211H78ZM204 214H206V215H204ZM222 214H221V216H222ZM224 214H226V215H224ZM232 214V215H231ZM237 214V216H235ZM246 214V215H245ZM25 215V216H26ZM53 215V214H52ZM133 215V214H132ZM140 215H142V216H140ZM229 215H231L230 217H229ZM238 215H240V217H238ZM15 216V215H14ZM78 216V215H77ZM130 216V215H129ZM227 216V217H226ZM202 217H204L202 220H203V222H204V224H202V220H201V218ZM224 217H226V220L224 219ZM1 218H2V220L0 219V221H1V223H0V226L1 225H3V226H1L0 228H2V227H4L5 225H6V223L5 222H7V221H9L8 219V217H4V215H2L1 216ZM3 218H6V219H3ZM20 218V217H19ZM23 218V217H22ZM45 218V217H44ZM43 218V219H44ZM73 218H74V216L72 217V220H73ZM135 218H137V217H134L133 216V218L131 219V217H129V219L130 220H128V223H124V225H125V227H123L122 229H126V231H127V229H130V230H133V228L135 227V228H137V227H139V225H140V223L139 222H141V221H139V219H135ZM18 219V218H17ZM75 219H76V217H75ZM128 219V218H127ZM135 219V220H134ZM220 219V220H219ZM224 219V220H223ZM12 219H10V221H11ZM27 220V219H26ZM71 220V219H70ZM83 220V219H82ZM24 221V220H23ZM31 221V220H30ZM29 221V222H30ZM40 222H41V220H39ZM81 221V220H80ZM135 221V222H134ZM136 221H139V222H136ZM182 221V220H181ZM180 221V222H181ZM185 221V220H184ZM220 221L222 222V223H220ZM21 222V221H20ZM25 222V221H24ZM178 223H180L179 222V220L177 221ZM3 223V224H2ZM8 223V222H7ZM19 223V222H18ZM26 223V222H25ZM63 223H64V221H63ZM69 223V222H68ZM67 223V224H68ZM77 223V222H76ZM79 223V222H78ZM122 223V222H121ZM138 223V224H137ZM143 223V222H142ZM185 223V222H184ZM198 223V222H197ZM209 223H211V225L213 226V227H211V225L209 224ZM218 223H220V224H218ZM15 224V223H14ZM67 224H66V226H67ZM186 224V223H185ZM215 224L216 225H219V226H217V227H215ZM70 225V224H69ZM120 225V224H119ZM121 225H123V224H121ZM123 225V226H124ZM177 225V224H176ZM198 225H196V226H198ZM208 225H210L209 227L211 228H209L208 227V231H206V227L208 226ZM8 226V225H7ZM11 226V225H10ZM10 226H8V227H10ZM32 226H34V225H32ZM36 226V225H35ZM137 226V227H136ZM141 226L143 227V225L141 224ZM175 226V225H174ZM182 226H183V221H182ZM198 226V227H199ZM102 227V226H101ZM142 227H140V229L142 228ZM184 227V226H183ZM99 228V227H98ZM118 228H119V226H118ZM177 228H179V227H177ZM180 228H181V226H180ZM179 228V229H180ZM214 228V229H213ZM219 228H220V230H222V228H224L223 229V231L221 232L220 231V233H225V231H226V233L225 234H227L226 236H225V238H223L222 237V235L220 236V234H219ZM9 229V228H8ZM28 229V228H27ZM45 229V228H44ZM43 229V230H44ZM47 229V228H46ZM59 229H60V227H59ZM59 229H57V228H54V229H50L49 231H47V234H48V232H49V234L51 233L52 235L53 234H57V235H59ZM95 229L97 230V228L95 227ZM103 229V228H102ZM139 229V228H138ZM140 229H139V231H140ZM210 229V230H209ZM214 230V231H211V230ZM2 230V229H1ZM0 230V231H1ZM30 230H32L31 228H30ZM67 230V229H66ZM104 230V229H103ZM103 230H101L99 233H94L92 236V238H94L95 240H96V238H95V236L96 235H98L97 236V240L98 239H100V240H104V239H106L105 238V236L106 235H104L103 237H104V239L101 237V235H99ZM120 230V229H119ZM135 230V229H134ZM175 230V229H174ZM6 231V230H5ZM121 231V230H120ZM123 231V230H122ZM138 231V230H137ZM180 231V230H179ZM218 231V232H217ZM130 232H132V231H130ZM216 232V233H215ZM36 233V232H35ZM105 234H106V232H104ZM126 233H129V231L128 232H126ZM125 233V234H126ZM140 233V232H139ZM21 234V233H20ZM43 234H46V233H43ZM87 234V233H86ZM85 234V235H86ZM89 234V233H88ZM216 234V236L217 237H222L220 240H219V238L217 239V237L215 236V238H214V235ZM33 235V234H32ZM138 235V234H137ZM219 235V236H218ZM253 235H255V236H258V238H256L255 236V238L254 237H252ZM51 236V235H50ZM89 236V235H88ZM87 236V237H88ZM126 236H127V234H126ZM136 236V235H135ZM197 236H199L198 238H197ZM42 237V236H41ZM44 237V236H43ZM47 237V236H46ZM58 237V236H57ZM85 237V236H84ZM87 237H86V239H84V240H88L89 238L91 239V237H89L88 239H87ZM138 237H139V235H138ZM190 237H192V236H190ZM211 237L213 238V239H211ZM32 238V237H31ZM102 238V239H101ZM127 238V237H126ZM130 238V237H129ZM128 238V239H129ZM131 238H132V236H131ZM130 238V239H131ZM208 238H210L208 241H207V239ZM263 238H264V235H263ZM27 239L29 240V238L27 237ZM39 239V238H38ZM81 239V238H80ZM109 239V238H108ZM128 239H124V240H126V241H123V247H125V245L126 244H130V243H127V241H128ZM129 239V241L128 242H130V241H132V239L130 240ZM261 239V240H260ZM34 240V239H33ZM36 240V239H35ZM41 240V239H40ZM73 240V239H72ZM96 240V241H97ZM205 240H206V242H205ZM211 240H212V242L213 243H215L216 244V247H215V245L211 242ZM217 240H219V241H217ZM263 240V241H262ZM31 241V240H30ZM49 241H52V239L51 240H49ZM262 241V242H261ZM25 242V241H24ZM39 242V241H38ZM43 242V241H42ZM48 242V241H47ZM68 242V241H67ZM76 242V241H75ZM81 242V241H80ZM86 242V241H85ZM98 242H99V240H98ZM104 242V241H103ZM107 243H108V241H106ZM126 242V243H125ZM133 242V241H132ZM131 242V243H132ZM204 242V243H203ZM209 242V243H208ZM36 243H37V241H36ZM93 243H94V241H93ZM100 243V242H99ZM29 244V243H28ZM53 244V243H52ZM70 244H72V243H70ZM85 244V243H84ZM91 244V243H90ZM95 244V243H94ZM94 244H91V245H94ZM102 244H103V246H102ZM100 246L98 245L97 247H98V250H97V248L95 249V251H94V253L92 254V252H91V254L89 255V258H91V259H89V260H92V261H96V262H99L100 261V255H104V253L105 252H103V250H105L104 249V247L106 248V244L105 243H102ZM106 246H105V245ZM125 244V245H124ZM184 244V243H183ZM212 244V245H211ZM26 245V244H25ZM30 245V244H29ZM37 245H39V244H37ZM48 245H49V242H48ZM47 245V246H48ZM51 245V244H50ZM65 245H67V244H65ZM75 244H73V247H75L74 246ZM95 245H97V244H95ZM186 245V244H185ZM231 245H233V247L231 246ZM42 246H43V244H42ZM117 246V245H116ZM122 246H121V248H122ZM127 246V245H126ZM237 246V247H236ZM26 247H28V245H26ZM30 247V246H29ZM54 247H56V245L54 246ZM57 247H58V245H57ZM61 247V246H60ZM66 247H68L69 249H70V247L69 246H66ZM66 247H64V249L63 250H66V251H70L68 248H66ZM72 247V248H73ZM77 247H79V244H78V246ZM113 247V246H112ZM230 247H232V248H230ZM236 247V248H235ZM35 248H38L37 246L35 247ZM53 248V247H52ZM59 248V247H58ZM110 248V247H109ZM115 248V247H114ZM200 248V249H199ZM207 248V249H206ZM221 248H222V250H221ZM3 249V248H2ZM22 249V248H21ZM28 249V248H27ZM29 249H31V247L29 248ZM40 249L42 250L43 248H39V249H36V251L37 252H41L40 251ZM81 249V248H80ZM80 249H79V251H80ZM117 249V248H116ZM124 249V248H123ZM201 249V250H202ZM219 249L221 250V251H219ZM230 249H232V250H230ZM6 250V249H5ZM2 250V251H4L3 253H2V251H0V254L2 253V254H6V251L8 250ZM55 250V249H54ZM59 250V249H58ZM73 250V249H72ZM71 250V251H72ZM77 250V249H76ZM186 250V249H185ZM254 250H255V252H254ZM31 251V250H30ZM62 251V249L60 250V253H62L61 252ZM65 251V252H66ZM101 251V252H100ZM106 251V250H105ZM108 251H110V250H108ZM107 251V252H108ZM116 251H118V249L116 250ZM191 251H190V253H191ZM192 251V252H193ZM197 251H196V253H197ZM214 251V252H213ZM9 251H7V254H9L8 253ZM44 252V253H43ZM47 252L49 253V255L47 254ZM50 252H53L52 251V249H51V251H50V248H49V250H47L46 252H45V250L44 251H42V253H40L41 254V256L40 257H42V255L45 257H43V259H42V261H43V264H50L51 263V261L52 260H54L53 261V263L55 264V262H56V264H57V261H55V259H56V257H53V259L51 258V256H53V255H51L50 256V254H52V253H50ZM111 252H113V251H111ZM121 252V249L119 250V253ZM122 252L124 253L125 251L124 250H122ZM192 253V254H190V256L191 255H194L195 256V253ZM201 252V253H200ZM210 252V253H209ZM211 252H213L214 253V256H215V252H216V254H217V252L218 253H220V252H223V253H221V254H223V255H216V256H218V257H216L215 256V258H217V261H214V260H216V259H213V261H212V258H214V256H211ZM32 253V252H31ZM64 253V252H63ZM84 253V252H83ZM109 253V252H108ZM123 253H120L121 255L123 254ZM212 253V254H213ZM6 254V255H7ZM45 254V255H44ZM53 254H54V252H53ZM64 254H66V253H64ZM85 254V253H84ZM116 254V253H115ZM259 254V253H258ZM60 255V254H59ZM69 255V254H68ZM76 255H78V254H76ZM107 255V254H106ZM105 255V256H106ZM111 255H112V253H111ZM254 255V256H253ZM8 256H11V252H10V255H8ZM54 256H57V255H55L54 254ZM67 256V255H66ZM79 256V255H78ZM88 256V255H87ZM91 256V257H90ZM116 256V255H115ZM115 256H113V257H115ZM118 257H119V255H117ZM115 257V260H116V258H118V257ZM194 256H192V257H194ZM221 256V257H220ZM29 257V256H28ZM34 257V256H33ZM110 257V256H109ZM192 257L190 258V260L192 259ZM210 257H212V258H210ZM260 257V256H259ZM2 258V257H1ZM38 258V257H37ZM52 260H51V259ZM55 258V259H54ZM77 258V257H76ZM105 258V257H104ZM108 258V257H107ZM187 258V257H186ZM189 258V257H188ZM207 258H208V260L209 261H207ZM218 258H220V259H218ZM6 259H7V257H6ZM6 259H5V262H6ZM10 259H11V257H10ZM44 259H45V263H44ZM74 259V258H73ZM111 259V258H110ZM231 259V260H230ZM14 260V259H13ZM71 260V259H70ZM97 260H99V261H97ZM101 260H102V258H101ZM112 260V259H111ZM210 260L212 261V263L210 262ZM16 261V260H15ZM32 261V260H31ZM33 261H35V260H33ZM39 261V260H38ZM50 261V262H49ZM74 261V260H73ZM85 261V260H84ZM91 261V262H92ZM187 261H189V260H187ZM193 261V260H192ZM236 261V262H235ZM247 261V262H246ZM101 262V261H100ZM102 262H104V261H102ZM107 262H108V260H107ZM110 262H112V261H110ZM110 262H108V264L110 263ZM120 262V261H119ZM191 262V261H190ZM210 262V263H209ZM52 263V264H53ZM62 262H59L58 264H61ZM78 263H79V261H78ZM106 263V262H105ZM183 263V262H182ZM223 263V264H224ZM5 264V263H4ZM9 264V263H8ZM11 264V263H10ZM13 264V263H12ZM64 264V263H63ZM65 264H68V263H66L65 262ZM69 264H77L75 261L72 263V261L71 262H69ZM102 264V263H101ZM107 264V263H106ZM112 264H114V262H112ZM231 264V263H230ZM250 264V263H249Z\"/></svg>",
  "mask_w": 264,
  "mask_h": 264
}]
</instances>
